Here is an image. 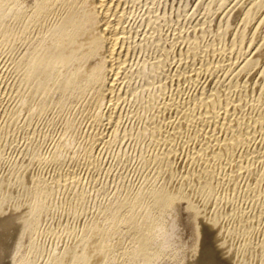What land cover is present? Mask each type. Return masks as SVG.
I'll return each instance as SVG.
<instances>
[{"label":"rangeland","instance_id":"rangeland-1","mask_svg":"<svg viewBox=\"0 0 264 264\" xmlns=\"http://www.w3.org/2000/svg\"><path fill=\"white\" fill-rule=\"evenodd\" d=\"M28 1H30V0H18V1L7 0V2L5 0H0V179H1L0 180V201H1L0 207L3 208V205H4L5 208H6V206L8 208H11L13 206L11 204L15 200V202H14L15 204L14 203L13 204L16 207H22V206H24L25 203H27V204H25V205H27V207L26 206H24V207L28 208V211L30 213L33 211L32 212V218L33 219L31 218L32 221H30V223H29V225L31 224L32 226L29 229L25 230L24 232L17 234L19 236H17L16 234H15V236L12 235V236H14V238L17 236L15 239L12 238V236L8 239V243H9V248H8L9 264H24V263L25 264H47V263L48 264H53V263L54 264H66V263L67 264H70V263L75 264V262H76V264H80L78 262H81V261H77V260H74V258H69V257L72 255L71 253H73V251H76V250L81 251L82 248H80V245H82V244L85 245L86 242L88 243V241L89 242L90 241L95 242L96 245L98 244L97 247L99 245H104V246L109 245V247L106 246V248H105V247L99 246L100 249L98 247L99 252L103 251L102 253H99V252L98 253L100 255L104 254V256L103 255L102 256L95 255V254H98L96 251L93 253L92 252L87 253V256H89L88 258L90 260L87 258L88 259L87 262L82 261L83 263H86V264H93L94 263L95 264L96 260H98L100 257L105 258L107 252L108 253L111 252V254H108L105 259L100 258L98 260L100 262V264H114V261H115V264H135L136 262H137L136 264H144L143 263L144 261L142 259L138 260L135 258L136 249H138V247H139L138 243H139V241H140V243L142 242L141 239H139V235H141L143 233L142 235L144 236V240H146V239L150 240L149 241V247H148V250L150 249L149 252L152 250L153 252H151V253H155V252L157 253V250L159 248V244L161 242V236L163 234V230L178 229V228H193L194 227V223L192 221V214L189 210L188 211L186 210V209H188L186 201H183L185 203H183V202L180 203L179 207H177L178 209L175 210L176 213L174 211V213H172L171 215H170V213L173 211H170V213L167 214L162 210V208L161 209L159 208V206H161V204H160L161 202H160L159 198L157 197V195H158L157 192L161 191L162 188L169 189L170 191L172 190V193H176L178 190H181V189H182V191H184V193L188 191L186 193L187 200L191 203H195L197 201L195 205H198L197 207H199L200 210H202V209L205 210V212H204V210H202V211L204 213V216L207 219L210 218V215L212 217V215L215 214V216L213 215L214 217H212V219L213 218H215V219L219 218L220 219V223H219L220 225H222V223H238V221L242 222V219L244 220L243 222H247L249 220L248 227H251V229L254 230L255 229L254 226H256V229L254 231H252V234L250 232V234H251L250 236L252 238V242H254V243H252L253 248L255 250H258V251H255L256 256L259 255L258 258L256 257V259H258L257 264H262V263L264 264V260H263L264 251H262V250H264V247H263L264 246V233H262V232H264V227H263L264 226V170H263L264 169V150H263L264 149V128H262L261 133L259 131V129H260L259 127L264 125V119H263L264 115L262 117V114H264V111H263L264 110V105H263L264 100L261 99V98H264V95H263L264 90L262 89V84H259L262 82L260 74H261L262 68L264 69V65H262V64H264V62L262 63V61H264V60L259 59L261 61H259V63H257V66H258L257 67L258 69L256 68L257 71L253 70V69H255V67H252L251 64L249 65L252 67V68H250L251 70H249V71H251L250 73L253 74L254 73L253 71H256L254 73L255 76H254V74L251 75L246 69H244V67H241L242 65L244 66V64L246 62L249 63V59L251 57H255V56H253L254 53L260 52L263 50L262 48L264 46V32H261V31L262 30L264 31V0H263V2H261V0H225V1L224 0H118V2H116L115 8H117L116 13L119 14V15L117 14L118 16L116 17L117 20H118V18H121V19H119V21H116V26H117V28H119V33L121 32L120 33L121 35L119 34V36L121 37V40L119 41V43L120 42L121 43L118 45V48L122 47V49H123L121 56L119 57L120 61H122L120 63L121 65L120 64L118 66L116 65L118 69L116 68V66H114L113 70H111L112 66L110 67V65H109L105 71L106 74L104 73L106 80H104L103 84L100 83L99 84L100 86L99 85L93 86V87L90 86V87H88V89L87 88L81 89L82 87L80 85H74L75 87L79 86L77 88L73 87L72 85H68V84H71L70 80L74 79L72 76L75 75L74 77L76 78L77 75L78 76H79V74H80V76L82 75V73L80 71H82L83 68L87 67L85 65L81 66L83 63L78 64L79 66L76 63L77 66L76 65H75L76 67L74 66L75 69L71 68L69 65H68L67 69H66V66H64L65 68L60 67V69H58L59 67H55L59 71L60 70L62 72L64 71L65 74H64V72L62 74H64L65 77L68 75L66 77V79H65V77L62 78L64 75H61V71L59 72L56 69L54 70L53 69L54 67L51 64L52 63L51 59L53 58L52 56H54L52 54H55V52L57 51L56 45L55 46L53 45L54 39H53L52 33H54L53 31H54L55 27L57 25H59V22H60L59 13L62 12L61 7L58 5L59 4L58 1L55 3L56 8L54 6L53 8H51L52 10L51 9H44L43 11H41V13H39L40 15L37 14V6H38V3H40V0H34L32 2L30 1L31 4ZM254 2L256 3L255 7H254V4H255ZM118 3H120V4H118ZM222 3H223V7H221ZM258 3L259 4L262 3V5L259 7ZM210 4L213 6H211ZM118 5H120V7H118ZM241 6H243V7H241ZM209 8L211 11L212 10L213 11L211 12L209 10ZM252 8H254V10ZM239 9H240V11H239ZM248 9H252L249 11H253V12L256 10L255 11L256 14L253 12H249ZM219 10H221V12ZM245 11H248L250 15L248 14V12L246 13ZM35 12H36V14H35ZM233 12H234V14H233ZM235 12H237V13H235ZM238 12H239V14H238ZM122 13H123V15H122ZM54 14H56L55 15L56 17L53 16ZM245 14H247L248 17ZM238 15H240V16L238 17ZM250 16H251V20L249 19L250 20V22H249L247 19L250 18ZM50 17H52V18H50ZM232 18L234 20V23L233 24H232V22L230 23V21H232V20H230L228 23V20L232 19ZM40 19L43 21H41ZM49 21H51V22H49ZM43 22H44V24H43ZM248 22L250 25L248 24ZM258 22L261 24H259ZM30 24L31 25L33 24V25L31 26ZM46 24L48 25V27H50L51 24L52 25L50 28H48ZM258 24L261 25V27ZM53 25H54V28H53ZM204 25H205V27H204ZM226 25L228 26V28L226 27ZM231 25H233V26H231ZM245 25H249V26L246 27ZM29 26H31V27H29ZM101 26H102L101 27L102 29L103 28L105 29V27H103V25H101ZM206 26H207V28H206ZM229 27H231L232 29L231 28L229 29ZM26 28L28 30V31L26 30L27 33L25 31ZM46 28H48V29H46ZM215 28H216V30H215ZM245 28H246V30H245ZM202 29H204V30H202ZM208 29H209V31H208ZM258 29L261 30L260 31L261 33L258 32ZM227 30L229 31V33ZM49 31H52V33L51 32L49 33ZM225 31H227V34H225ZM220 32H221V34H219ZM242 32L243 33L246 32L245 34L247 35L246 37L244 36L243 40L241 39V38H243ZM253 32L255 34L257 32L258 33L255 36V34ZM36 34H38L39 36ZM22 36H24V37H22ZM51 36H52V38H49ZM250 36L252 37V39H253V37L254 38L258 37L255 41L253 40L255 43L252 41ZM19 37L20 38L22 37L23 39L22 38L20 39ZM239 37H240V39H238ZM15 38H16V40H15ZM196 38H198V39H196ZM125 39H127V40H125ZM33 40L35 43L32 42ZM40 40H42V42ZM191 40H195V41H191ZM198 40H199V42H198ZM46 41H48V42H46ZM49 41H51V42H49ZM237 41H240V42H237ZM195 42H197L198 44ZM203 42H204V44H203ZM41 43H43V44H41ZM48 43H50V44L48 45ZM194 43H195V45H194ZM201 43H202V47H200ZM205 43H206V45H205ZM210 43H214V44H210ZM233 43H234V45H233ZM235 43H236V45H235ZM39 44L42 45L43 48H41V46ZM231 44L233 46H236V47L233 48V46ZM38 45L40 46V49H42L43 53H45L44 52L46 50L45 47L48 45L46 47L47 51L49 50L48 52H51V53H48L46 51L47 54L45 53L43 55V53H40L42 55L39 57V55H40L39 52L41 50L39 48H37V47H39ZM208 45H211V46H208ZM260 45L262 48L260 47ZM190 46H191V48H190ZM54 48L56 50L54 52H52V49H54ZM128 48L130 49V51H128L129 50ZM196 48H198L199 50L198 49L196 50ZM260 48H261V50H260ZM43 49H45V50H43ZM230 49H231V51H230ZM189 50H191L190 52H191L192 56H191V54L188 53L189 57H187L188 55L186 53L189 52ZM34 51H39V52H35V54H34L33 53ZM192 51H195L194 56H197V57L193 56ZM219 52H221V53H219ZM262 52H264V50ZM27 53H29V54H27ZM31 53L34 54L35 56L37 53L36 58L34 55H33L34 58H30V57H33L31 55ZM105 53H104V55L108 54L107 51ZM198 53L200 55H198ZM48 55L51 56L50 60H49L50 56H48ZM28 56H29V58H27ZM46 56H48L47 60L45 59ZM237 56H238V58H237ZM38 57L40 59H42L44 57L42 59L43 61H44V59L46 61L49 60L51 62V63H49V65L52 67H48L49 65H47L48 63L46 61L43 62L40 60L41 61L40 62L38 60L39 59ZM186 57L188 60H186ZM217 57H219V58H217ZM209 58L211 59V61ZM28 59H30L31 62H26V60L28 61ZM206 59L209 63L208 62L205 63ZM32 60L34 62L33 63L34 65L32 64ZM35 60H37V61H35ZM212 61H214V62H212ZM216 61H218V63L220 62L222 65H219ZM229 61H231V62H229ZM250 61H252V60H250ZM35 62H39V63H35ZM44 63H46V65L48 67L47 72H49V73L44 72L45 76L43 74V70L46 71L45 69L47 67L45 68L46 65ZM200 63H202V64H200ZM30 64H32V65H30ZM40 64H44V69L41 68V67H43V65L41 66ZM84 64L88 65V64H90V61L87 63H84ZM161 64L164 66H162ZM206 64H209V66H207ZM210 64L211 65L213 64V65L211 66ZM214 64H216V65H214ZM35 65H37V66L39 65L40 67L39 66L36 67ZM205 65L209 68L207 69V67H204ZM218 65H219V67H216V69H217L216 70L215 66H218ZM22 66H23V68H22ZM32 66H34V67H32ZM80 66L83 68L80 69L79 68ZM221 66H222V68H221ZM190 67L194 68V69H191ZM233 67H235V68H233ZM51 68L54 70V72H53V70L51 72ZM76 68L79 69L80 71H78ZM123 68H126V69H123ZM204 68L207 69L208 73L206 72V70ZM212 68H214L213 71H212ZM242 68H243V70H241ZM26 69L28 71H26ZM34 69H39V70L36 71ZM73 69L76 70L75 71L76 73L73 72L74 75L70 76L72 78L71 79V78H69V74L71 75L72 73H68V72L69 71L72 72ZM196 69H199L198 70L199 72ZM32 70H33V72H32ZM40 70L42 71L41 72L42 74L39 72ZM117 70H119V72H120L119 75L117 74L118 73ZM194 70H195V72H194ZM208 70L211 72H209ZM238 70H239V73H242L241 71H243L244 73L240 74L241 75L240 76V75H238L239 74ZM56 71L58 72L59 75L56 74L57 73ZM66 71H67V73H66ZM196 71L198 73H196ZM200 71H202V72H200ZM227 71H228V73H227ZM20 72H21V74H20ZM30 73H32V74H30ZM33 74H35V76ZM115 74H116L117 78L114 77ZM179 74H180V76H179ZM190 74H192V76ZM248 74H250V77ZM56 75H57V77H61V78H58L59 80L57 79L58 81L56 80V78H57ZM196 75H198V76L195 77ZM42 76H44L45 79ZM53 76L55 79L52 78L51 80L52 81L54 80L53 82L57 81L56 84H52L51 83L52 81L49 79ZM189 76L191 77V79H193L192 81H191ZM245 76H247V77H245ZM256 76H257V78H256ZM258 76L260 77L261 81L258 79ZM221 77H224L223 80L225 79L226 81L222 82L223 80H221L222 79ZM238 77H241V78L243 77V78L241 79ZM251 77H253V78H251ZM42 78L44 79V81L41 82ZM46 78H47V80L51 81V82L49 81V84L51 83V85H53V87L52 86L48 87L49 86L48 83H46V85L49 89L47 87H45L46 86L45 82H47V81H45ZM230 78L233 80L231 81ZM235 78H237L239 81L238 85L235 83L236 86L234 85V82L235 81L237 82V79H235ZM246 78L248 80H251L250 84H249V81L246 82L247 81ZM39 79H40V81H38ZM61 79H63V82L60 81ZM67 79H68V82H67ZM197 79H199V80H197ZM256 79H258L260 82ZM112 80H113V83H112ZM188 80H190V81H188ZM195 80L199 81L200 83L196 82L197 83L196 84ZM220 80H221V82H220ZM227 80H229V81L227 82ZM37 81L39 82V84L35 83ZM69 81H70V83H69ZM215 81H216V83H215ZM255 81H256V84H255ZM257 81L259 82L258 85H257ZM225 82H227L229 85H233V86L232 87L227 86L228 84ZM40 83L41 84L43 83V86ZM57 83H59V84H57ZM63 83H65V84H63ZM78 83H79V81H78ZM164 83H166V84H164ZM242 83L243 84L245 83V84L243 85ZM79 84H81V82ZM183 84L185 86H183ZM54 85H55V87H54ZM104 85H105V87H104ZM178 85H180V86H178ZM247 85H249V86L251 85V86L249 87ZM256 85H257V88L255 87ZM39 86H40V88L38 90ZM67 86H69V87H67ZM111 86H113V87H111ZM41 87H43V89H41ZM70 87H71V89H70ZM201 87H203L205 90H203V88H201ZM221 87L224 88V90ZM234 87H235V89H234L235 91L232 89L233 92H231L230 89L234 88ZM245 87H246V89H244ZM178 88H180V89H178ZM216 88L219 90H217ZM249 88H250V90H249ZM91 89H94V90H91ZM110 89H111V91H110ZM164 89L166 92H164ZM44 90H47V92L45 93ZM50 90H52V91H50ZM202 90L204 92L205 91L206 92L205 93L201 92ZM215 90H216V92H215ZM229 90H230V92H229ZM240 90H242L241 91L242 93L240 92ZM253 90H255L256 92H254ZM259 90H261V92H259ZM65 91H66L67 95L65 94ZM219 91H221V93H219ZM226 91L228 93L226 94L227 96L225 97L224 94L226 93ZM162 92H164V93H162ZM210 92H211V94L218 93L220 95L219 99L221 101H224V103H225V101H227V97H228L227 103H231V106H234L236 108L239 107L238 108L239 110L241 108L243 109L246 104H249L250 106L245 107L246 108L245 112H243L242 109L239 111V112L242 111L241 113H243V115L241 113L237 112L238 109L235 108L236 109L235 111H234V109H231V111L227 114L228 117L226 116L227 118L224 116L225 114H223V113H225V111L220 108L221 111L218 110L219 119H217V121L219 122L218 124H220V122H225L224 117L226 118V121L228 119H230V117H232L230 120L235 121V120H237V117H238V123L240 121L239 130L241 132H243L244 134H246V132L248 130V133L245 136H247V135L250 136V134H252V133H253L252 136H254V137L250 136L249 139L250 138L251 139L249 140L248 138L243 136L244 134H242L240 132L244 138V142L241 144V146L244 148V150H243V148L238 147V148H236L237 152L235 151L233 156H230V155L228 157L226 156L228 159L225 157V155L223 157L221 156L224 159L221 158L219 160H216L217 162L215 164H214V160L210 161L211 160L210 158L205 159L206 163L204 162V159L203 160L199 159L200 158L199 154L204 148L203 147L204 144L202 143L203 137L206 136L205 134H207V133L212 134L213 132H211V131L215 130V128L213 129V127H215V126L212 123L210 124L209 122L207 124L206 123L202 124V120H201L202 118L199 120V118L202 116L203 112L200 109H198L199 108V105H198L199 101H197V99H200L199 97H201V96L203 98H205V95L206 96L211 95ZM244 92H246L247 96L246 95L243 96V94H245ZM253 92H254V94H253ZM40 93H41V95H40ZM68 93H69V95H68ZM198 93H200V94L198 95ZM202 93L205 95H201ZM229 93H232L233 95L232 94L229 95ZM250 93L253 94L254 97ZM70 94H72V95H70ZM174 94H176V95H174ZM237 94L238 95L240 94L241 96L240 95L239 96L243 99H241ZM257 94H258V96L260 94L261 97L256 96ZM98 95L101 96V98ZM192 95H195V98ZM178 97H179V99H178ZM189 97H191V99ZM247 97L249 100L247 99ZM118 98H121V99H118ZM231 98L234 99L235 101L232 100ZM254 98H257V99H255V101H254ZM258 98H260V99H258ZM189 99H190V101H189ZM239 99H240V101H239ZM244 99H245V101L248 100V103L245 102ZM250 99H251L252 103L250 102ZM88 100H89V102H88ZM98 100H100V101H98ZM110 100L113 102H111ZM191 100H192V103H191ZM256 100H257V103H255ZM45 101L48 105L45 103ZM236 101L238 102V104L240 102L239 106H238ZM258 101H261V102L263 101V102L261 104V102H258ZM160 102H161V104H160ZM167 102H169V103H167ZM92 103H93V105H92ZM98 103H99V105H98ZM42 104L44 107L42 106ZM112 104H113V107H111ZM162 104L163 105L165 104V105L163 106ZM175 104L176 105L178 104V105L176 106ZM193 105H195L196 107L195 106L193 107ZM241 105H243V106L241 107ZM41 106H42L43 110L41 109ZM155 106H157V107H155ZM115 107H117V108H115ZM154 107L156 109H154ZM187 107L188 108L190 107L191 109H187ZM110 108H111V110H108ZM258 108H260L261 111H263V112H260V109L258 110ZM115 109H116V113L118 112L117 114L116 113L114 114ZM179 109H180V111H179ZM252 109H254L253 110L254 112H252ZM87 110H89V111H87ZM184 110H186V113ZM108 111L110 113H108ZM178 111H179V113H178ZM193 111H195V112H193ZM168 112H169V114H168ZM232 112H233V114L237 112V115L235 114L234 118H233V116H231V115H233ZM187 113H189V114H187ZM192 113H193V115H192ZM244 113L248 114V117ZM260 113H261V115H260L261 117L258 118L259 117L258 115ZM186 114H187V116L188 115L193 116L192 122H194V121L198 122L199 121L197 124L195 122L192 123L190 121L193 124L194 129H193V126L190 122L189 123L191 125L188 124V122L186 120V118H187ZM195 114H196V116H195ZM239 114H241L243 119L241 118V116ZM183 115L186 118H184ZM229 115H230V117H229ZM86 116L90 117V118L87 119ZM152 116H154V117H152ZM169 116L171 118H169ZM235 116H236V118H235ZM256 116H258V117H256ZM117 117H119V120ZM109 118H111V119H109ZM193 118H198V119H194V121H193ZM253 118L256 119L255 122H254ZM108 119H109V121H108ZM184 119H185V122L183 121ZM93 120H95V121H93ZM116 120H117V122H116ZM178 120H180V122ZM110 121L113 124L110 123ZM170 121H172V123ZM182 121L184 122L183 123L184 125L182 124ZM261 121H263V122H261ZM177 122H179L180 125L181 126L183 125V126L181 127L179 125V123L177 124ZM186 123H187V125H186ZM98 124H99V127H98ZM255 124H256V126H255ZM178 125H179L180 129H179ZM206 125H208V126H206ZM244 125L246 127L247 126L249 127L250 125H252V126H250L249 128H245V127H243ZM156 127H157V129H156ZM174 127H176V128L174 129ZM191 127H192V129H191ZM201 127H202V129H201ZM242 127L245 129H243ZM253 127L255 130L251 129ZM154 128L157 131H155ZM241 128H242V130H241ZM173 129L179 131L180 134H178L177 131L174 132ZM145 130L148 132H146ZM182 130L184 133H181ZM198 130H200V133H197V132H199ZM205 130L207 131V133H205ZM216 130L214 131V133H216L217 136H221V135L225 134V132L222 131L221 129H218L217 130L218 132H216ZM245 130H246V132H245ZM104 131H105V133H104ZM143 131H145V132H143ZM154 131L156 133L158 131L159 132H158V134H156V133H154ZM249 131H250V133H249ZM253 131L254 132L256 131V133L259 132L260 135L255 134ZM186 132H188V133H186ZM174 133H176V136H178V137L175 136L178 142L175 141L176 140L175 138H174L175 140L173 139V137L175 135ZM196 133L199 135H197L195 137L194 135ZM155 135H156V137H155ZM189 135L191 137L194 136L195 139H197V140H195L194 137H192L193 139L191 138L190 139L191 142H189V139H188V137H190ZM168 136H170L173 140ZM88 137H89V139H88ZM154 137L156 138L157 141L155 140ZM167 137H168V139H166ZM158 139H160L161 142ZM165 139H166V141H165ZM170 139L172 141H170ZM199 139H201V143L199 142L200 141ZM251 140H253L254 142ZM193 141H194V143H193ZM172 142H174V143H172ZM248 142H250L251 145ZM170 143H172L175 146H173ZM245 144H249V145L245 146ZM166 145H167V147H166ZM172 146H173V148H172ZM195 146H197V147H195ZM251 146H252V148H250ZM188 148H190V149L188 150ZM193 148L196 150H194ZM176 149H178L179 151ZM198 149L201 151L199 152ZM238 149L240 150V152ZM169 150L171 152H169ZM245 150L249 151V152H247L249 155L246 154ZM251 150L252 151L254 150V152L256 154L255 156L252 155V154H254V152H252ZM167 151H168V153L172 154L170 156V160H169V163H170L169 166L170 167L168 166L167 161H165V163L167 164V165H165L164 159L162 160V158L165 155L164 156L161 155L163 153L168 154ZM193 151H195V152H193ZM175 152L178 154L176 155ZM192 152L194 153V155H196V154H198V155L193 156ZM157 154H159L160 156ZM187 155H188V157H187ZM247 155L248 156L251 155V156L246 157ZM185 156H186V158H185ZM191 156H193L192 159H191ZM156 157H157V160H156ZM230 157L231 158L233 157V158L231 159ZM252 157H256L257 159L256 158L251 159ZM158 158L160 159L159 163H158V160H159ZM238 158H241L242 160H239ZM197 159L199 160L200 164L198 163ZM236 159L238 162L236 161ZM259 159H260V161H259ZM33 160H34V162H33ZM196 160H197V162H196ZM244 160H245V162H244ZM192 161L193 162L195 161L194 166H193L194 163ZM202 161H203V163H202ZM209 161L212 162V164H210ZM240 161H243L241 163L242 165L240 164ZM225 162L227 164H225ZM236 162H237V164H236ZM249 162H250V164H249ZM25 163H27V164H25ZM162 163H163V165H162ZM232 163L235 164V166L231 165ZM196 164H198V165H196ZM220 164L223 166H221ZM226 165H227V167H226ZM228 165H229V167H228ZM244 165H245V168H246V166L248 168L245 169ZM165 166H167L169 168L166 169ZM250 166L251 167L253 166L254 169H250L251 168ZM206 167H210L211 173H213V171H214V173L211 174V176H210V180H209V178L205 180V179H201L199 177L200 174L205 172ZM214 167H216V168H214ZM190 168H192V170ZM221 168H222V170H221ZM168 169H170V170H168ZM203 169H204V171H203ZM219 169L221 170V172L219 171ZM200 170L203 172L200 173ZM217 170L220 172V174L216 173V172H218ZM251 170H252V172H251ZM256 170H257V172H256ZM157 171H159L160 173L159 172L157 173ZM165 171L168 174H166ZM190 171H193L192 174ZM223 171H225L224 173L227 172V174H222ZM243 171H245V172H243ZM170 172H172L171 173L172 176H171ZM254 172L257 173L256 175L259 178L258 177L256 178L255 174H253L255 177L253 175H251ZM187 173H188V175H187ZM240 173H242V174H240ZM231 174L234 176H232ZM247 174L250 175L249 178H248ZM14 175H15V177H13ZM196 175L199 177V180H200V181H198V183H196L198 180V177ZM230 175H231V177H230ZM30 176L33 178H31ZM185 176H187V178ZM220 176H222L221 178L223 180L221 178L218 180V177H220ZM225 176L228 178L226 179ZM240 176H241V179H240ZM242 176H244V177H242ZM34 177L36 178L35 180H33ZM165 177H167V178H165ZM232 177H233V179H232ZM260 177H262V178H260ZM27 178H29L30 180ZM182 178H184V180ZM189 178H191V179H189ZM230 178L232 180H230ZM16 179L18 182H20L21 180H23V181L20 182V185H19V183L16 182ZM26 179L29 180L31 183L26 181ZM37 179L42 181V184L40 181L38 182ZM44 179H46V180H44ZM224 179H226V181H227V182L225 181L226 183L224 182ZM248 179H249V181H248ZM214 180H216V181H214ZM5 181H6V184H5ZM10 181L12 182L11 185L14 183L12 186L10 185ZM68 181L70 184L67 183ZM203 181L206 184L210 182L209 183V185L211 187L210 190L209 189L206 190L203 187V184H204ZM207 181H209V182H207ZM27 182L30 184H28ZM200 182L201 183L203 182V183L201 184ZM254 182L256 183V185L254 184ZM24 183H26L27 185L25 186ZM190 183L193 185H190ZM222 183H224V184H222ZM3 184H5V186L7 184L8 185L5 188H3L4 187V186L2 187ZM43 184H45V186H47V187L44 186L45 190H44V188H43V190H41ZM153 184H155L154 185L155 189H154ZM163 184L165 185V187ZM188 184L190 185V187L192 189L190 192H189L190 187ZM196 184H199V185H197V186H199V188L196 186ZM206 184H204V185H206ZM174 185L175 186L177 185V186L175 187ZM186 185H188V186H186ZM212 185H213V187H212ZM14 186H17L16 187L17 189H15ZM51 186L53 188H51ZM218 186H219V188H217ZM220 186H222V187H220ZM183 187H185V188H183ZM214 187L216 188V191H215ZM18 188H19V190H18ZM27 188L29 190H26ZM212 188H214V189L212 190ZM7 189L9 191H12L11 192L12 194L7 193V192H9ZM198 189L199 190L203 189V190L199 191ZM173 190H174V192H173ZM194 190H195V192H194ZM2 191H3V193H2ZM40 191H44L45 193L44 192L41 193ZM203 191H206V192H203ZM209 191H211V192H209ZM155 192H156V194H155ZM201 192L203 194H206L204 196H207V199H206V197L203 198V194ZM5 193H7L6 197L8 196V194H10L8 198L3 196V195H5ZM28 193H30V194H28ZM193 193H194V195L196 194L197 196L195 197L193 195ZM197 193H199V194H197ZM209 193H212L213 196L211 194H210V196H208ZM36 194H37V196H36ZM191 194L193 197L190 196ZM16 195H18V197ZM13 196L17 199H14ZM138 196H139V198H138ZM188 196H190L192 198V201H191V198ZM215 196H216V198H215ZM21 197H22V199L24 198L23 199L24 201L22 199L19 200ZM200 197L203 198V199L201 198L202 201H201ZM223 197H225V198H223ZM226 197H228V198H226ZM127 198H128V200H127ZM150 198H152L153 200ZM251 198H253V199H251ZM11 199L13 200V202ZM27 199H29L28 200L29 202H27ZM210 199H212V200H210ZM4 200L6 202L8 200V202L10 204L7 202L8 205H6V202ZM10 200L12 203L10 202ZM45 200L47 201V203ZM2 201H4V203ZM19 201H22L23 204H21L22 202L20 203ZM215 201L218 202L217 205L219 207L216 205L217 202H215ZM229 201H230V203H232V202L233 203L229 205ZM203 202H204V204H203ZM28 203H29V207L31 206L30 209L28 207ZM44 203H45V205H43ZM123 203H124V205H123ZM130 203H132V204H130ZM153 203H156V204H153ZM126 204L127 205L130 204V206H129L130 209L127 206H125ZM146 206H148V207H146ZM206 206L210 210L209 211L210 213H208V209L206 210V208H207ZM118 207L120 209H118ZM115 208H117V210ZM237 208L240 210L239 211L240 214L237 213L238 212ZM213 209H215V210H213ZM220 209H221V211H220ZM126 210H129V211H126ZM218 211H219V214L217 215ZM225 211H227V212L230 211V213L226 214ZM235 211L237 214L235 213ZM242 211H244V212H242ZM127 212H129V213H127ZM130 212H131V214H130ZM135 212H136V214H135ZM231 212H233L232 214L236 215V216L231 215ZM162 213H164L163 216H162ZM36 214H38V215H36ZM107 214H109V215H107ZM132 214H133V216H132ZM238 214L242 217H239ZM244 214H246V215H244ZM221 215H222V217H221ZM128 216H132V217H128ZM134 216H135V220H133ZM34 217L36 218L37 221L35 220ZM42 217H44V218H42ZM117 217H119V220ZM121 217H123V218H121ZM234 217L237 218V221H236V218L234 219ZM243 217L245 219L248 217L249 219L247 218L245 220ZM113 218H115V219H113ZM126 218L131 219L132 223L136 222L135 225H137V227L133 224H129L128 222L126 223V220L128 221V219H126ZM112 219H113V221H111ZM141 219L142 220L144 219L143 222ZM219 219H218V222H219ZM239 219H241V220H239ZM41 220H42V222H40ZM100 220L102 223L99 222ZM140 220H141V222H140ZM35 221H36V223L38 221L39 222L36 224V223H34ZM114 221L115 222L117 221L116 222L117 226L113 225V224H115ZM92 222H94V225ZM112 222H114V223H112ZM171 222H173V223H171ZM251 222H252V224L250 225ZM91 223H92L93 227H92ZM127 224H129V225H127ZM138 224H139V226L140 225L142 226V227L140 226V229L141 228H143V229L138 230V228H139ZM34 225H35V227H34ZM97 225H98V228H95V227H97ZM123 225H127V226H123ZM128 226H129V228H127ZM132 226L133 227L135 226V227L133 228ZM178 226H180V227H178ZM86 227L87 228L89 227L88 230H86L87 229ZM107 227H109V228H107ZM83 228L85 231L83 230ZM90 228H92V229L94 228L95 230H91ZM117 228H120V229L117 230ZM111 229L112 230L115 229V231H116V232L114 231V233H116V234H114L115 238L113 237ZM129 229H130V231H129ZM251 229L249 231H251ZM74 230H76V231H74ZM27 231H29V233ZM90 232L92 235V236L90 235L91 238L93 239V237H94V240H96L97 242L92 240L91 238H90L91 240L89 239ZM117 232H119V233H117ZM140 232H142V233L140 234ZM93 233L95 236L93 235ZM108 233L109 234L111 233L112 235L111 234L108 235ZM97 234L99 235L98 237L100 239L98 237H96ZM117 235L120 237L122 235L123 236L120 238V237H117ZM254 235L255 236L257 235V236L255 237ZM83 236L84 237L89 236V237H86L87 238L86 239V238H83ZM20 237H21V239H20ZM95 237L98 239H95ZM77 238H79V240L83 239V241L80 240V242H79V240ZM140 238H143V237L140 236ZM85 239L88 241H86ZM100 240H101V242H100ZM103 240L104 241L106 240V241L104 242ZM11 241L13 243H11V245H10ZM108 241L111 244H108L109 243ZM152 241H154V242H152ZM74 242H75V244H74ZM106 242H108V243H106ZM261 243H263V244H261ZM255 244L257 246H259V244L261 245L262 250H260V252H259V249H261V247L256 248ZM73 245H74V247H72ZM24 246H25V248H24ZM136 246H137V248H135ZM155 246H156V248H155ZM67 247L68 248L70 247V249H68ZM101 248H102V250H101ZM103 248H105V249H103ZM114 249L116 251H114ZM17 253H18V255H17ZM259 253L260 254L263 253V254L260 255ZM59 254H61V255H59ZM89 254L90 255L94 254L95 256L94 255L90 256ZM16 255H17V257H16ZM64 255L67 258H65ZM92 256H93V258H92ZM61 257H64V258H61ZM96 257H97V259H96ZM51 259H52V261H51ZM131 259H132V261H131ZM64 260H66V261L68 260L69 263L64 262ZM102 260H105L107 263L105 261L103 262ZM111 260H113V261H111ZM89 261L91 263H88ZM98 261H97V263H98ZM261 261H262V263H261ZM83 263H81V264H83Z\"/></svg>","mask_w":264,"mask_h":264},{"label":"bare ground","instance_id":"bare-ground-1","mask_svg":"<svg viewBox=\"0 0 264 264\" xmlns=\"http://www.w3.org/2000/svg\"><path fill=\"white\" fill-rule=\"evenodd\" d=\"M6 2H7V0H5ZM12 1V0H11ZM14 1V0H13ZM16 1H18V0H16ZM31 2L32 1H34V0H30ZM30 1H28L29 3H30ZM58 1V5L61 7V10H62V12H60L59 13V15H60V22H59V25H55L56 27H55V29H54V33H52V31H49V33L51 32L52 34H53V41H54V46L56 45V49H57V51L55 52V54H52V55H54V56H52L53 58L51 59V56L50 55H48V56H50V58H49V60L51 59L52 60V63L49 61H46L47 60V57L48 56H46L45 57V59H44V61L42 60V59H40L39 57L42 55V54H40V53H43V51H42V49H40V46H41V48H43L42 47V45H38L39 47H37V48H39L40 50V52L39 51H34L33 53L35 54V52H39V61L41 60V61H43V62H47L48 64L47 65H49V63H51L52 64V66L54 67L53 69L55 70H58V69H60V67L62 68V67H64V66H66V69L68 68V65L71 67V68H74L75 69V67L78 65V64H82L81 66H83V65H85V66H87L86 68H83V67H79L80 69H82L83 68V70L82 71H80L79 69H77L78 71H80L81 73H82V75L80 76V74H79V76L77 75L76 76V78L74 77L75 75L73 74V72H75L76 70H74L73 69V71L72 72H68V73H72L71 75L69 74V78H71L70 76H72V75H74V76H72L74 79L73 80H70L71 81V84H68V85H72L73 87H75L74 85H80L82 88L81 89H88V87H90V86H97V85H99L100 83L101 84H103V82H104V80H106L105 79V71H106V69L108 68V66L110 65V67L112 66V69L111 70H113L114 68V66H118L122 61H120V56H121V53H122V47H120V48H118V45L121 43H119V41L121 40V37L119 36V34L121 33H119V28H117V26H116V21H119V19H121V18H118V20H117V16L119 15L118 13H116L117 11V8H115V6H116V2H118V0H40V3H38V6H37V14H39V13H41V11H43L44 9H51V8H53L54 6H55V3ZM225 1V0H224ZM9 2V1H8ZM20 2V1H19ZM223 2V1H222ZM257 2V1H256ZM261 2H263V0H261ZM14 3V2H13ZM34 3V2H33ZM213 3V2H212ZM217 3V2H216ZM255 3V2H254ZM12 4V3H11ZM15 4V3H14ZM31 4V3H30ZM118 4H120V3H118ZM259 4V3H258ZM57 5V6H58ZM211 5V4H210ZM219 5V4H218ZM238 5V4H237ZM255 5H256V3L254 4V7H255ZM262 5V3L261 4H259V7ZM12 6V5H11ZM30 6V5H29ZM211 6H213V5H211ZM118 7H120V5H118ZM221 7H223V3H222V6ZM241 7H243V6H241ZM240 7V8H241ZM55 8H56V6H55ZM59 8V7H58ZM249 8V7H248ZM218 9V8H217ZM253 10H254V8H252ZM252 9H248V11L249 10H252ZM257 9V8H256ZM33 10V9H32ZM52 10V9H51ZM57 10V9H56ZM60 10V9H59ZM60 10V11H61ZM209 10H210V8H209ZM215 10V9H214ZM234 10V9H233ZM34 11V10H33ZM54 11V10H53ZM52 11V12H53ZM211 11V10H210ZM213 11V10H212ZM211 11V12H212ZM220 12H221V10H219ZM239 11H240V9H239ZM248 11H245L246 13L248 12ZM256 11V10H255ZM255 11L253 12V11H249V12H253V13H255ZM27 12V11H26ZM249 12H248V14H249ZM31 13V12H30ZM217 13V12H216ZM235 13H237V12H235ZM258 13V12H257ZM32 14V13H31ZM35 14H36V12H35ZM118 14V15H117ZM233 14H234V12H233ZM238 14H239V12H238ZM256 14V13H255ZM254 14V15H255ZM40 15V14H39ZM56 14H54L53 16L54 17H56L55 16ZM122 15H123V13H122ZM229 15V14H228ZM247 17H248V15L247 14H245ZM250 15V14H249ZM52 16V17H53ZM240 15H238V17H239ZM52 17H50V18H52ZM230 17V16H229ZM235 17V16H234ZM233 17V18H234ZM44 18V17H43ZM233 18L232 19H229L228 20V23H229V21L230 20H232V21H230V23L232 22V24L234 23V20H233ZM237 18V17H236ZM259 18V17H258ZM42 19V18H41ZM40 19V20H41ZM45 19V18H44ZM55 19V18H54ZM59 19V18H58ZM251 20V16H250V18H248L247 20L250 22V20ZM261 19V18H260ZM124 20V19H123ZM226 20V19H225ZM41 21H43V20H41ZM52 21V20H51ZM51 21H49V22H51ZM55 21V20H54ZM57 21V20H56ZM246 21V20H245ZM45 22V21H44ZM44 22H43V24H44ZM53 22V21H52ZM122 22V21H121ZM208 22V21H207ZM249 22H248V24H249ZM54 23V22H53ZM203 23V22H202ZM223 23V22H222ZM227 23V24H228ZM243 23V22H242ZM259 23V22H258ZM118 24V23H117ZM246 24V23H245ZM259 24H261V23H259ZM258 24V25H259ZM31 25V24H30ZM33 25V24H32ZM31 25V26H32ZM47 25V24H46ZM45 25V26H46ZM50 25V24H49ZM52 25V24H51ZM51 25H50V27H51ZM101 25H103V27H105V29L103 28H101L102 26ZM211 25V24H210ZM220 25V24H219ZM235 25V24H234ZM250 25V24H249ZM249 25H245L246 27L247 26H249ZM31 26H29V27H31ZM116 26V27H115ZM214 26V25H213ZM231 26H233V25H231ZM240 26V25H239ZM244 26V27H245ZM253 26V25H252ZM260 27H261V25H259ZM37 27V26H36ZM40 27V26H39ZM47 27H48V25H47ZM50 27H48V28H50ZM204 27H205V25H204ZM226 27L228 28V26L226 25ZM9 28V27H8ZM48 28H46V29H48ZM53 28H54V25H53ZM124 28V27H123ZM206 28H207V26H206ZM231 27H229V29H230ZM249 28V27H248ZM247 28V29H248ZM38 29V28H37ZM52 29V28H51ZM221 29V28H220ZM232 29V28H231ZM237 29V28H236ZM255 29V28H254ZM27 30V28L25 29V31ZM123 30V29H122ZM202 30H204V29H202ZM215 30H216V28H215ZM219 30V29H218ZM226 30V29H225ZM245 30H246V28H245ZM24 31V32H25ZM28 31V30H27ZM27 31H26V33H27ZM208 31H209V29H208ZM228 31V30H227ZM227 31H225V34H227ZM261 30H259L258 29V32L259 33H261V32H264L263 30L260 32ZM31 32V31H30ZM37 32V31H36ZM257 32V33H258ZM48 33V32H47ZM199 33V32H198ZM224 33V32H223ZM228 33H229V31H228ZM243 33V32H242ZM246 33V32H245ZM245 33H243L242 34V37L243 38H241L242 40L244 39V36L246 37L247 35L245 34ZM249 33V32H248ZM254 33V32H253ZM256 33V34H257ZM19 34V33H18ZM24 34V33H23ZM39 34V33H38ZM38 34H36V35H38ZM219 34H221V32L219 33ZM218 34V35H219ZM255 34V33H254ZM253 34V35H254ZM256 34H255V36H256ZM121 35V34H120ZM129 35V34H128ZM223 35V34H222ZM230 35V34H229ZM236 35V34H235ZM252 35V34H251ZM260 35V34H259ZM262 35V34H261ZM33 36V35H32ZM31 36V37H32ZM39 36V35H38ZM44 36V35H43ZM50 36V35H49ZM124 36V35H123ZM216 36V35H215ZM225 36V35H224ZM227 36V35H226ZM22 37H24V36H22ZM21 37V38H22ZM128 37V36H127ZM241 37V36H240ZM240 37L238 38V39H240ZM251 37V36H250ZM20 38V37H19ZM20 38V39H21ZM33 38V37H32ZM43 38V37H42ZM41 38V39H42ZM49 38H52V36L51 37H49ZM219 38V37H218ZM225 38V37H224ZM232 38V37H231ZM258 38V37H257ZM257 38H254L253 37V39H252V37H251V39H252V41L254 40H256ZM19 39V40H20ZM23 39V38H22ZM31 39V38H30ZM40 39V38H39ZM44 39V38H43ZM130 39V38H129ZM195 39V38H194ZM196 39H198V38H196ZM201 39V38H200ZM217 39V38H216ZM221 39V38H220ZM227 39V38H226ZM15 40H16V38H15ZM46 40V39H45ZM44 40V41H45ZM49 40V39H48ZM125 40H127V39H125ZM190 40V39H189ZM204 40V39H203ZM222 40V39H221ZM18 41V40H17ZM41 42H42V40H40ZM52 41V42H53ZM129 41V40H128ZM191 41H195V40H191ZM234 41V40H233ZM253 41V42H254ZM262 41V40H261ZM33 43H35L34 42V40L32 41ZM46 42H48V41H46ZM49 42H51V41H49ZM198 42H199V40H198ZM221 42V41H220ZM237 42H240V41H237ZM236 42V43H237ZM39 43V42H38ZM44 43V42H43ZM43 43H41V44H43ZM126 43V42H125ZM195 43H197V42H195ZM195 43H194V45H195ZM236 43H235V45H236ZM255 43V42H254ZM50 43H48V45H49ZM198 44V43H197ZM203 44H204V42H203ZM210 44H214V43H210ZM47 45V46H48ZM193 45V44H192ZM205 45H206V43H205ZM227 45V44H226ZM232 45V44H231ZM230 45V46H231ZM233 45H234V43H233ZM232 45V46H233ZM262 45V44H261ZM261 45H260V47H261ZM32 46V45H31ZM46 46V47H47ZM199 46V45H198ZM208 46H211V45H208ZM214 46V45H213ZM238 46V45H237ZM263 46V45H262ZM45 47V49H43V50H45L44 52L46 53V51H47V48ZM195 47V46H194ZM200 47H202V43H201V46ZM207 47V46H206ZM234 47H236V46H233V48ZM34 48V47H33ZM36 48V49H37ZM49 48V47H48ZM190 48H191V46H190ZM189 48V49H190ZM208 48V47H207ZM206 48V49H207ZM210 48V47H209ZM225 48V47H224ZM232 48V47H231ZM255 48V47H254ZM259 48V47H258ZM262 48V47H261ZM261 48H260V50H261ZM50 49V48H49ZM55 48L54 49H52V52H54L55 50H56ZM129 49V48H128ZM198 48H196V50H197ZM201 49V48H200ZM204 49V48H203ZM223 49V48H222ZM248 49V48H247ZM251 49V48H250ZM263 50H264V46H263V48H262ZM107 51V55H104V53ZM132 50V49H131ZM192 50V49H191ZM191 50H189V52H187L186 54L188 55V53L189 54H191ZM195 50V51H196ZM199 50V49H198ZM202 50V49H201ZM218 50V49H217ZM228 50V49H227ZM236 50V49H235ZM255 50V49H254ZM259 50V51H260ZM262 50V51H263ZM31 51V50H30ZM49 51V50H48ZM47 51V52H48ZM105 51V52H104ZM127 51V50H126ZM128 51H130V49L128 50ZM195 51H192L193 52V56H194V52ZM215 51V50H214ZM229 51V50H228ZM230 51H231V49H230ZM257 51V50H256ZM262 51H260V52H256V53H254V55L253 56H255V57H251L250 59H249V63H245L244 64V66L242 65L241 67H244V69H246L249 73L251 72V71H249V70H251L250 68H252V67H255V69H253V70H256L257 71V63H259V61H261L262 59L264 60V52H262ZM197 52V51H196ZM255 52V51H254ZM45 53H43V55L45 54ZM48 53H51V52H48ZM125 53V52H124ZM129 53V52H128ZM219 53H221V52H219ZM27 54H29V53H27ZM34 54H32L31 53V55L33 56ZM47 54V53H46ZM106 54V53H105ZM210 54V53H209ZM226 54V53H225ZM127 55V54H126ZM198 55H200L199 53H198ZM212 55V54H211ZM222 55V54H221ZM229 55V54H228ZM35 56V55H34ZM34 56L33 57H30V58H34ZM36 56H37V53H36ZM36 56H35V58H36ZM183 56V55H182ZM191 56H192V54H191ZM215 56V55H214ZM239 56V55H238ZM238 56H237V58H238ZM187 57H189V55L187 56ZM187 57H186V60H188L187 59ZM194 57H197V56H194ZM205 57V56H204ZM228 57V56H227ZM27 58H29V56L27 57ZM128 58V57H127ZM183 58V57H182ZM192 58V57H191ZM217 58H219V57H217ZM236 58V59H237ZM241 58V57H240ZM24 59V58H23ZM193 59V58H192ZM210 59V58H209ZM259 59H261V60H259ZM123 60V59H122ZM185 60V59H184ZM196 60V59H195ZM242 60V59H241ZM250 60H252V61H250ZM35 61H37V60H35ZM40 61V62H41ZM90 61V64H88V65H86V64H84V63H87V62H89ZM125 61V60H124ZM202 61V60H201ZM210 61H211V59H210ZM26 62H31V60L30 59H28V61L26 60ZM42 62V63H43ZM164 62V61H163ZM184 62V61H183ZM194 62V61H193ZM208 61H207V59H206V62L205 63H207ZM212 62H214V61H212ZM217 63H218V61H216ZM215 62V63H216ZM229 62H231V61H229ZM228 62V63H229ZM264 61H262V63H263ZM34 62H33V60H32V64H33ZM35 63H39V62H35ZM76 63H77V65H76ZM126 63V62H125ZM124 63V64H125ZM160 63V62H159ZM186 63V62H185ZM184 63V64H185ZM189 63V62H188ZM209 63V62H208ZM216 63V64H217ZM233 63V62H232ZM32 64H30V65H32ZM45 65H46V63H44ZM44 64H40L41 66L43 65V67H41L42 69H44ZM194 64V63H193ZM200 64H202V63H200ZM216 64H214V65H216ZM219 65H222L220 62L218 63ZM252 65V67L251 66H249V65ZM20 65V64H19ZM28 65V64H27ZM34 65V64H33ZM47 65L45 66V68L47 67ZM76 65V66H75ZM121 65V64H120ZM126 65V64H125ZM124 65V66H125ZM162 65V64H161ZM169 65V64H168ZM198 65V64H197ZM207 66H209V64H206ZM204 66V67H207V66ZM211 65V64H210ZM213 65V64H212ZM211 65V66H212ZM219 65L218 66H215V69H216V67H219ZM235 65V64H234ZM259 65V64H258ZM262 65H264V64H262ZM36 67H38L37 65H35ZM52 66H48V67H52ZM75 66V67H74ZM79 66V65H78ZM84 66V67H85ZM117 66H116V68H117ZM162 66H164V65H162ZM171 66V65H170ZM185 66V65H184ZM192 66V65H191ZM261 66V65H260ZM32 67H34V66H32ZM40 67V66H39ZM48 67L45 69L46 71H44L43 70V74H44V76H45V73L44 72H47L48 70ZM55 67H59L58 69L57 68H55ZM161 67V66H160ZM189 67V66H188ZM240 67V68H241ZM22 68H23V66H22ZM21 68V69H22ZM65 68V67H64ZM63 68V69H64ZM115 68V69H116ZM159 68V67H158ZM163 68V67H162ZM185 68V67H184ZM191 68V67H190ZM209 67H207V69H208ZM221 68H222V66H221ZM233 68H235V67H233ZM257 68V69H256ZM261 68V67H260ZM52 68H51V72H52V70H53ZM62 69V70H63ZM118 69V68H117ZM123 69H126V68H123ZM161 69V68H160ZM191 69H194V68H191ZM205 70H206V72H207V69L206 68H204ZM219 69V68H218ZM34 70H39V69H34ZM54 70H53V72H54ZM69 70V69H68ZM67 70V71H68ZM110 70V71H111ZM120 70V69H119ZM119 70H117L118 71V75H119ZM197 71L199 70V69H196ZM201 70V69H200ZM203 70V69H202ZM214 70V68H212V71ZM217 70V69H216ZM228 70V69H227ZM236 70V69H235ZM241 70H243V68L241 69ZM240 70V71H241ZM26 71H28L27 69H26ZM59 71V70H58ZM61 71V70H60ZM59 71V72H60ZM67 71H66V73H67ZM77 71V72H78ZM109 71V70H108ZM116 71V72H117ZM196 71V73H198ZM209 71V70H208ZM222 71V70H221ZM256 71H253L254 73L256 72ZM32 72H33V70H32ZM35 72V71H34ZM40 73L42 72L41 70L39 71ZM57 72V71H56ZM64 72V71H63ZM62 71H61V75H64L65 74V72H64V74H62L63 73ZM112 72V71H111ZM122 72V71H121ZM124 72V71H123ZM127 72V71H126ZM175 72V71H174ZM189 72V71H188ZM193 72V71H192ZM194 72H195V70H194ZM200 72H202V71H200ZM204 72V71H203ZM209 72H211V71H209ZM242 73H244L243 71H241ZM29 73V72H28ZM36 73V72H35ZM47 73H49V72H47ZM46 73V74H47ZM76 73V72H75ZM105 73V74H104ZM186 73V72H185ZM195 73V74H196ZM208 73V72H207ZM227 73H228V71H227ZM233 73V72H232ZM238 73H239V70H238ZM237 73V74H238ZM242 73H239L238 75H240V74H242ZM253 73V74H254ZM20 74H21V72H20ZM30 74H32V73H30ZM29 74V75H30ZM42 74V73H41ZM53 74V73H52ZM51 74V75H52ZM56 74H58V72L56 73ZM167 74V73H166ZM169 74V73H168ZM187 74V73H186ZM215 74V73H214ZM222 74V73H221ZM220 74V75H221ZM236 74V75H237ZM251 75H253L252 73H250ZM250 74H248L249 75V77H250ZM34 76H35V74H33ZM32 75V76H33ZM48 75V74H47ZM46 75V76H47ZM50 75V76H51ZM54 75V74H53ZM59 75V74H58ZM60 75V76H61ZM117 75V76H118ZM125 75V74H124ZM191 76H192V74H190ZM235 75V76H236ZM261 76V79H262V82L261 83H259L261 80H260V77L258 76V79L260 80H258V79H256V80H258L257 81V85H258V83L259 84H262V89L264 90V69L262 68V71H261V74H260ZM27 76V75H26ZM33 76V77H34ZM38 76V75H37ZM44 76H42V77H44ZM68 76V75H67ZM66 76V77H67ZM179 76H180V74H179ZM186 76V75H185ZM198 75H196L195 77H197ZM212 76V75H211ZM228 76V75H227ZM241 76V75H240ZM243 76V75H242ZM254 76H255V74H254ZM253 76V77H254ZM29 77V76H28ZM39 77V76H38ZM41 77V76H40ZM56 77H57V75H56ZM65 77V75L62 77V78H64ZM66 77H65V79H66ZM107 77V76H106ZM114 77H116V74H115V76ZM125 77V76H124ZM123 77V78H124ZM190 77V76H189ZM237 77V76H236ZM244 77V76H243ZM242 77V78H243ZM245 77H247V76H245ZM248 77V78H249ZM253 77H251V78H253ZM37 78V77H36ZM52 78H54V76L53 77H51V78H49L50 80L52 79ZM58 78H61V77H57L56 78V80L58 79ZM110 78V77H109ZM117 78V77H116ZM115 78V79H116ZM170 78V77H169ZM219 78V77H218ZM222 78V79H221ZM220 79L221 80H223V78L224 77H221ZM226 78V77H225ZM238 78H241V77H238ZM241 78V79H242ZM250 78V79H251ZM256 78H257V76H256ZM29 79V78H28ZM34 79V78H33ZM32 79V80H33ZM44 79H45V77H44ZM44 79L42 78L41 79V82L42 81H44ZM55 79V78H54ZM72 79V78H71ZM179 79V78H178ZM190 79H191V77H190ZM195 79V78H194ZM208 79V78H207ZM212 79V78H211ZM231 79V78H230ZM235 79H237V78H235ZM240 79V80H241ZM247 79V78H246ZM50 80H47V78H46V80L45 81H47V82H45V85H46V83H48L49 84V81ZM59 80V79H58ZM57 80V81H58ZM193 79H191V81H192ZM197 80H199V79H197ZM197 80H195V83L196 82H199V81H197ZM217 80V79H216ZM221 80H220V82H221ZM233 79H231V81H232ZM253 80V79H252ZM38 81H40V79L38 80ZM35 82L36 84H39V82ZM52 81V80H51ZM50 81V82H51ZM54 81V80H53ZM51 82L52 84H56V82ZM61 82H63V79H61L60 80ZM66 81V80H65ZM70 81H69V83H70ZM78 81H79V83L81 82V84H79L78 83ZM84 81V82H83ZM188 81H190V80H188ZM224 81H226L225 79L222 81V82H224ZM229 80H227V82H228ZM246 81V80H245ZM249 81V84H250V81L251 80H248L247 79V81L246 82H248ZM67 82H68V79H67ZM66 82V83H67ZM119 82V81H118ZM171 82V81H170ZM202 82V81H201ZM227 82H225V83H227ZM239 81H238V79H237V82L235 81L234 82V85H235V83L238 85L239 83H238ZM244 82V81H243ZM44 83V82H43ZM43 83L41 84L42 86H43ZM51 83L49 84V86L48 87H53V85H51ZM112 83H113V80H112ZM172 83V82H171ZM180 83V82H179ZM183 83V82H182ZM192 83V82H191ZM200 83V82H199ZM215 83H216V81H215ZM241 83V82H240ZM34 84V83H33ZM35 84V85H36ZM57 84H59V83H57ZM63 84H65V83H63ZM164 84H166V83H164ZM197 84V83H196ZM220 84V83H219ZM228 84V83H227ZM231 84V83H230ZM243 84V83H242ZM241 84V85H242ZM245 84V83H244ZM243 84V85H244ZM248 84V83H247ZM255 84H256V81H255ZM254 84V85H255ZM34 85V86H35ZM114 85V84H113ZM162 85V84H161ZM193 85V84H192ZM207 85V84H206ZM226 85V84H225ZM242 85V86H243ZM252 85V84H251ZM250 85V86H251ZM253 85V86H254ZM257 85L255 86L256 88H257ZM26 86V85H25ZM100 86V85H99ZM98 86V87H99ZM166 86V85H165ZM175 86V85H174ZM178 86H180V85H178ZM183 86H185L184 84H183ZM199 86V85H198ZM221 86V85H220ZM227 86H233V85H227ZM236 86V85H235ZM240 86V85H239ZM247 86H249V85H247ZM249 86V87H250ZM21 87V86H20ZM45 87H47V85L45 86ZM47 87V88H48ZM54 87H55V85H54ZM63 87V86H62ZM67 87H69V86H67ZM77 87H79V86H77ZM77 87H75V88H77ZM103 87V86H102ZM101 87V88H102ZM104 87H105V85H104ZM111 87H113V86H111ZM162 87V86H161ZM215 87V86H214ZM238 87V86H237ZM236 87V88H237ZM244 87V86H243ZM261 87V86H260ZM39 88H40V86L38 87V90H39ZM66 88V87H65ZM108 88V87H107ZM168 88V87H167ZM201 88H203V87H201ZM222 88V87H221ZM253 88V87H252ZM41 89H43V87H41ZM40 89V90H41ZM46 89V88H45ZM49 89V88H48ZM47 89V90H48ZM53 89V88H52ZM68 89V88H67ZM70 89H71V87H70ZM69 89V90H70ZM169 89V88H168ZM178 89H180V88H178ZM207 89V88H206ZM217 89V88H216ZM223 90H224V88H222ZM221 89V90H222ZM227 89V88H226ZM235 89V87L234 88H231L230 90H231V92H233V90ZM240 89V88H239ZM242 89V88H241ZM244 89H246V87L244 88ZM260 89V88H259ZM47 90H44L45 91V93L47 92ZM91 90H94V89H91ZM97 90V89H96ZM116 90V89H115ZM190 90V89H189ZM198 90V89H197ZM201 90V89H200ZM203 90H205L204 88H203ZM201 91V92H204V91ZM208 90V89H207ZM217 90H219V89H217ZM222 90V91H223ZM230 90H229V92H230ZM249 90H250V88H249ZM262 90V91H263ZM18 91V90H17ZM43 91V92H44ZM49 91V90H48ZM50 91H52V90H50ZM76 91V90H75ZM78 91V90H77ZM82 91V90H81ZM84 91V90H83ZM88 91V90H87ZM110 91H111V89H110ZM188 91V90H187ZM228 91V90H227ZM226 91V93L224 94V96L226 97L227 95V92ZM235 91V90H234ZM242 90H240V92H241ZM244 91V90H243ZM254 92H256L255 90H253ZM54 92V91H53ZM68 92V91H67ZM72 92V91H71ZM85 92V91H84ZM100 92V91H99ZM113 92V91H112ZM164 92H166L165 91V89H164ZM164 92H162V93H164ZM179 92V91H178ZM189 92V91H188ZM206 92V91H205ZM204 92V93H205ZM209 92V91H208ZM207 92V93H208ZM215 92H216V90H215ZM249 92V91H248ZM254 92H253V94H254ZM259 92H261V90H259ZM120 93V92H119ZM175 93V92H174ZM180 93V92H179ZM184 93V92H183ZM219 93H221V91H219ZM223 93V92H222ZM238 93V92H237ZM242 93V92H241ZM240 93V94H241ZM245 94H243V96L244 95H246L247 96V94H246V92H244ZM263 93V92H262ZM43 94V93H42ZM65 94H66V91H65ZM100 94V93H99ZM160 94V93H159ZM178 94V93H177ZM200 93H198V95H199ZM210 94H211V92H210ZM230 94H232V93H229V95ZM239 94V95H240ZM251 94V93H250ZM253 94H251V95H253ZM40 95H41V93H40ZM48 95V94H47ZM67 95V94H66ZM68 95H69V93H68ZM70 95H72V94H70ZM101 95V94H100ZM105 95V94H104ZM122 95V94H121ZM165 95V94H164ZM171 95V94H170ZM174 95H176V94H174ZM179 95V94H178ZM183 95V94H182ZM197 95V96H198ZM201 95H205V94H201ZM233 95V94H232ZM238 95V94H237ZM238 95V96H239ZM242 95V94H241ZM240 95V96H241ZM263 95H264V93H263ZM262 95V96H263ZM49 96V95H48ZM53 96V95H52ZM96 96V95H95ZM99 96V95H98ZM163 96V95H162ZM173 96V95H172ZM194 98H195V95H192ZM191 96V97H192ZM222 96V95H221ZM239 96V97H240ZM242 96V97H243ZM249 96V95H248ZM256 96H258V94L256 95ZM36 97V96H35ZM100 98H101V96H99ZM98 97V98H99ZM115 97V96H114ZM119 97V96H118ZM191 97H189L190 99H191ZM192 97V98H193ZM230 97V96H229ZM233 97V96H232ZM253 97H254V95H253ZM258 97H261L260 96V94H259V96ZM30 98V97H29ZM43 98V97H42ZM47 98V97H46ZM103 98V97H102ZM123 98V97H122ZM188 98V97H187ZM193 98V99H194ZM200 99H197V101H199V103H198V105H199V108L198 109H200L203 113H202V116L199 118V120L201 119L202 120V124L203 123H212L215 127H213V129L215 128V130L217 129H221L222 131H224L225 132V134L224 135H221V136H217V134L216 133H214V131L215 130H213V131H211V132H213L212 134H208L207 133V131L205 130V133H207V134H205L206 136H204L203 137V140H202V143L204 144L203 145V150L201 151V150H199V152H200V154H199V159H201V160H203L204 159V162H205V159L207 158H210L211 160L210 161H212V160H214V164L217 162L216 160H219V159H221L224 155H225V157L227 156H233V154L235 153V151L237 152V150H236V148H243L242 146H241V144L244 142V138H243V136L244 137H246V138H248L249 139V137L250 136H252L253 135V133L252 134H250V136L249 135H247V136H245L247 133H248V130H247V132H246V130H245V132H246V134H244L243 132H241L240 130H239V128H240V126H239V123H240V121H239V123H238V117H237V120H230L232 117H230V115H229V117H230V119H228L227 121H226V118L228 117L227 116V114L231 111V109H234V111L236 110V109H238V108H236V107H234V106H231V103H227V101H228V97H227V101H225V103H224V101H221L219 98H220V95L218 94V93H214V94H211V95H209V96H206L205 95V98H203L202 96L201 97H199ZM203 98V99H202ZM236 98V97H235ZM241 98V97H240ZM246 98V97H245ZM37 99V98H36ZM68 99V98H67ZM111 99V98H110ZM118 99H121V98H118ZM164 99V98H163ZM174 99V98H173ZM178 99H179V97H178ZM190 99H189V101H190ZM232 99V98H231ZM230 99V100H231ZM241 99H243V98H241ZM247 99H248V97H247ZM253 99V98H252ZM255 99H257V98H254V101H255ZM258 99H260V98H258ZM261 99H263L264 100V98H261ZM157 100V99H156ZM184 100V99H183ZM196 100V99H195ZM224 100V99H223ZM226 100V99H225ZM232 100H234V99H232ZM249 100V99H248ZM248 100L247 101H245V99H244V101L245 102H247L248 103ZM38 101V100H37ZM43 101V100H42ZM98 101H100V100H98ZM111 101V100H110ZM174 101V100H173ZM172 101V102H173ZM235 101V100H234ZM239 101H240V99H239ZM242 101V100H241ZM39 102V101H38ZM88 102H89V100H88ZM103 102V101H102ZM105 102V101H104ZM111 102H113V101H111ZM115 102V101H114ZM118 102V101H117ZM155 102V101H154ZM163 102V101H162ZM170 102V101H169ZM169 102H167V103H169ZM187 102V101H186ZM194 102V101H193ZM237 102V101H236ZM250 102H251V99H250ZM258 102H261V101H258ZM263 102V101H262ZM262 102H261V104H262ZM45 103H46V101H45ZM91 103V102H90ZM119 103V102H118ZM121 103V102H120ZM175 103V102H174ZM173 103V104H174ZM177 103V102H176ZM191 103H192V100H191ZM234 103V102H233ZM244 103V102H243ZM252 103V102H251ZM255 103H257V100H256V102ZM38 104V103H37ZM47 104V103H46ZM105 104V103H104ZM154 104V103H153ZM159 104V103H158ZM157 104V105H158ZM160 104H161V102H160ZM166 104V103H165ZM164 104V105H165ZM195 104V103H194ZM237 104H238V102H237ZM236 104V105H237ZM40 105V104H39ZM48 105V104H47ZM92 105H93V103H92ZM98 105H99V103H98ZM97 105V106H98ZM163 105V104H162ZM163 105V106H164ZM172 105V104H171ZM176 105V104H175ZM178 105V104H177ZM176 105V106H177ZM182 105V104H181ZM185 105V104H184ZM189 105V104H188ZM187 105V106H188ZM233 105V104H232ZM235 105V106H236ZM240 105V102H239V104H238V106ZM244 105V104H243ZM243 105H241V107L243 106ZM247 105V106H246ZM245 105V107H248V106H250L249 104H246ZM264 105V104H263ZM42 106H43V104H42ZM42 106H41V109H42ZM85 106V105H84ZM160 106V105H159ZM174 106V105H173ZM175 106V107H176ZM191 106V105H190ZM195 105H193V107H194ZM261 106V105H260ZM44 107V106H43ZM95 107V106H94ZM93 107V108H94ZM111 107H113V104H112V106ZM155 107H157V106H155ZM154 107V109H156ZM169 107V106H168ZM186 107V106H185ZM196 107V106H195ZM241 108L242 110H243V112H245L246 111V108ZM252 107V106H251ZM250 107V108H251ZM258 107V106H257ZM33 108V107H32ZM90 108V107H89ZM107 108V107H106ZM115 108H117V107H115ZM196 108V109H197ZM220 108L221 109H223L224 111H225V113H223V114H225L224 116L226 117H224V121L225 122H220V124H218L219 122L217 121V119H219V113H218V110H220ZM236 108V109H235ZM249 108V109H250ZM262 108V107H261ZM34 109V108H33ZM46 109V108H45ZM101 109V108H100ZM113 109V108H112ZM161 109V108H160ZM186 109V108H185ZM187 109H191L190 107L188 108L187 107ZM195 109V110H196ZM240 109V110H241ZM245 109V110H244ZM260 108H258V110H259ZM43 110V109H42ZM90 110V109H89ZM89 110H87V111H89ZM108 110H111V108L110 109H108ZM194 110V109H193ZM239 109L237 110V112H239L240 111ZM251 110V109H250ZM254 109H252V112H254L253 111ZM153 111V110H152ZM175 111V110H174ZM179 111H180V109H179ZM179 111H178V113H179ZM185 111V113H186V110H184ZM221 111V110H220ZM233 111V112H234ZM249 111V110H248ZM257 111V110H256ZM264 111V110H263ZM263 111H261V109H260V112H263ZM105 112V111H104ZM112 112V111H111ZM121 112V111H120ZM166 112V111H165ZM188 112V111H187ZM193 112H195V111H193ZM223 112V111H222ZM233 112H232V114H233ZM237 112L236 113H234L233 115H231V116H233V118H234V115L236 114L237 115ZM242 112V111H241ZM241 112H239V113H241ZM258 112V111H257ZM106 113V112H105ZM108 113H110L109 111H108ZM116 113V109L114 110V114ZM118 113V112H117ZM116 113V114H117ZM190 113V112H189ZM189 113H187V114H189ZM250 113V112H249ZM113 114V113H112ZM111 114V115H112ZM168 114H169V112H168ZM187 114H186V117L184 116V118H186V120H187V122H188V124L189 125H191L192 123H194L195 121H194V119H198V118H193V121L194 122H192V115H193V113H192V115L190 116V115H188L187 116ZM191 114V113H190ZM198 114V113H197ZM201 114V113H200ZM222 114V113H221ZM222 114V115H223ZM242 115H243V113H241ZM241 114H239L240 116H241ZM244 114H246V113H244ZM254 114V113H253ZM110 115V114H109ZM181 115V114H180ZM247 115V117H248V114H246ZM252 115V114H251ZM261 113L258 115V116H256V117H258V118H260L261 116ZM263 115L264 114H262V117H263ZM92 116V115H91ZM100 116V115H99ZM108 116V115H107ZM121 116V115H120ZM179 116V115H178ZM195 116H196V114H195ZM198 116V115H197ZM221 116V115H220ZM87 117V116H86ZM152 117H154V116H152ZM246 117V118H247ZM251 117V116H250ZM253 117V116H252ZM255 117V118H256ZM88 118H90V117H87V119ZM95 118V117H94ZM112 118V117H111ZM111 118H109V119H111ZM118 118V120H119V117H117ZM116 118V119H117ZM151 118V117H150ZM169 118H171L170 116H169ZM177 118V117H176ZM223 118V117H222ZM235 118H236V116H235ZM241 118H242V116H241ZM74 119V118H73ZM109 119H108V121H109ZM181 119V118H180ZM221 119V118H220ZM243 119V118H242ZM263 119H264V117H263ZM115 120V119H114ZM153 120V119H152ZM165 120V119H164ZM189 120V121H188ZM251 120V119H250ZM253 120H254V122H255V120L256 119H254L253 118ZM72 121V120H71ZM78 121V120H77ZM93 121H95V120H93ZM98 121V120H97ZM112 121V120H111ZM110 121V123H112ZM168 121V120H167ZM179 122H180V120H178ZM184 122H185V119L183 120ZM182 121V124L184 123ZM192 123H191V122ZM223 121V120H222ZM247 121V120H246ZM252 121V120H251ZM114 122V121H113ZM116 122H117V120H116ZM156 122V121H155ZM171 123H172V121H170ZM169 122V123H170ZM179 122H177V124L179 123ZM191 124H190V123ZM199 122V121H198ZM197 121L195 122L196 124L198 123ZM248 122V121H247ZM261 122H263V121H261ZM72 123V122H71ZM105 123V122H104ZM149 123V122H148ZM154 123V122H153ZM162 123V122H161ZM170 123V124H171ZM201 123V122H200ZM249 123V122H248ZM257 123V122H256ZM103 124V123H102ZM106 124V123H105ZM113 124V123H112ZM159 124V123H158ZM195 124V125H196ZM209 124V125H210ZM217 124V125H216ZM263 124V123H262ZM115 125V124H114ZM179 125H180V123H179ZM179 125H178V127H179ZM184 125V124H183ZM182 125V126H183ZM186 125H187V123H186ZM243 125V124H242ZM71 126V125H70ZM93 126V125H92ZM103 126V125H102ZM101 126V127H102ZM148 126V125H147ZM171 126V125H170ZM176 126V125H175ZM181 126V125H180ZM181 126V127H182ZM192 126H193V124H192ZM205 126V125H204ZM206 126H208V125H206ZM250 126H252V125H250ZM249 126V127H250ZM255 126H256V124H255ZM98 127H99V124H98ZM118 127V126H117ZM177 127V126H176ZM176 127H174V129L176 128ZM190 127V126H189ZM203 127V126H202ZM202 127H201V129H202ZM210 127V126H209ZM217 127V128H216ZM243 127H245V128H249L248 126L246 127L245 125L243 126ZM242 127V128H243ZM103 128V127H102ZM198 128V127H197ZM242 128H241V130H242ZM245 128H243V129H245ZM260 129H259V131H260V133H261V131H262V128H264V125L263 126H261V127H259ZM155 129V128H154ZM156 129H157V127H156ZM155 129V131H157ZM173 129V131L175 132V131H177V130H174ZM179 129H180V127H179ZM187 129V128H186ZM191 129H192V127H191ZM193 129H194V126H193ZM200 129V130H201ZM209 129V128H208ZM211 129V128H210ZM251 129H254V127L253 128H251ZM258 129V128H257ZM94 130V129H93ZM110 130V129H109ZM119 130V129H118ZM147 130V129H146ZM145 130V131H146ZM200 130H198L199 132H197V133H200ZM216 130V132H218ZM255 130V129H254ZM145 131H143V132H145ZM154 131V133H156ZM172 131V132H173ZM195 131V130H194ZM197 131V130H196ZM146 132H148V131H146ZM159 132V131H158ZM158 132L156 133V134H158ZM165 132V131H164ZM178 132V134H180L179 133V131H177ZM192 132V131H191ZM210 132V133H211ZM244 134L243 136H242V134ZM254 132V131H253ZM104 133H105V131H104ZM171 133V132H170ZM181 133H184L183 132V130H182V132ZM186 133H188V132H186ZM195 134L194 136L196 137L197 135H199V134ZM249 133H250V131H249ZM255 134H259V132H257L256 133V131L254 132ZM263 133V132H262ZM107 134V133H106ZM163 134V133H162ZM175 135H174V137H173V139L175 138L176 139V137H178V136H176V133H174ZM203 134V133H202ZM254 134V135H255ZM115 135V134H114ZM160 135V134H159ZM171 135V134H170ZM185 135V134H184ZM260 135V134H259ZM176 136V137H175ZM188 136V135H187ZM190 136V135H189ZM194 136H192V137H194ZM203 136V135H202ZM96 137V136H95ZM101 137V136H100ZM99 137V138H100ZM155 137H156V135H155ZM154 137V138H155ZM168 137H170V136H168ZM168 137L166 138V139H168ZM183 137V136H182ZM185 137V136H184ZM191 136L190 137H188V139H189V142H191V138H192ZM195 137H194V139H195ZM252 137H254V136H252ZM104 138V137H103ZM159 138V137H158ZM171 138V137H170ZM263 138V137H262ZM88 139H89V137H88ZM102 139V138H101ZM112 139V138H111ZM166 139H165V141H166ZM172 139V138H171ZM170 139V141H172ZM174 139V140H175ZM183 139V138H182ZM193 139V138H192ZM251 139V138H250ZM249 139V140H250ZM259 139V138H258ZM98 140V139H97ZM155 140H156V138H155ZM154 140V141H155ZM159 141H160V139H158ZM195 140H197V139H195ZM200 141V143H201V139H199ZM254 140V139H253ZM253 140H251V141H253ZM157 141V140H156ZM175 141H177V139L175 140ZM174 141V142H175ZM247 141V140H246ZM93 142V141H92ZM96 142V141H95ZM107 142V141H106ZM110 142V141H109ZM161 142V141H160ZM174 142H172V143H174ZM178 142V141H177ZM180 142V141H179ZM198 142V141H197ZM254 142V141H253ZM263 142V141H262ZM172 143H170V144H172ZM186 143V142H185ZM193 143H194V141H193ZM196 143V142H195ZM246 143V142H245ZM249 144H250V142H248ZM261 143V142H260ZM155 144V143H154ZM187 144V143H186ZM249 144H245V146L246 145H249ZM163 145V144H162ZM173 145V144H172ZM194 145V144H193ZM240 145V146H239ZM251 145V144H250ZM171 146V145H170ZM173 146H175V145H173ZM173 146H172V148H173ZM155 147V146H154ZM166 147H167V145H166ZM184 147V146H183ZM192 147V146H191ZM195 147H197V146H195ZM248 147V146H247ZM246 147V148H247ZM182 148V147H181ZM180 148V149H181ZM250 148H252V146L250 147ZM257 148V147H256ZM255 148V149H256ZM261 148V147H260ZM164 149V148H163ZM190 148H188V150H189ZM194 149V148H193ZM262 149V148H261ZM150 150V149H149ZM168 150V149H167ZM176 150H178V149H176ZM194 150H196V149H194ZM239 150V149H238ZM243 150H244V148H243ZM260 150V149H259ZM264 150V149H263ZM148 151V150H147ZM161 151V150H160ZM179 151V150H178ZM191 151V150H190ZM252 151V150H251ZM163 152V151H162ZM169 152H171L170 150H169ZM183 152V151H182ZM193 152H195V151H193ZM192 152V153H193ZM239 152H240V150H239ZM238 152V153H239ZM245 152H246V154H248L247 152H249V151H246L245 150ZM252 152H254V150L252 151ZM167 153H168V151H167ZM186 153V152H185ZM197 153V152H196ZM251 153V152H250ZM174 154V153H173ZM175 154L177 155L178 153H176L175 152ZM188 154V153H187ZM191 154V153H190ZM241 154V153H240ZM239 154V155H240ZM244 154V153H243ZM157 155H159V154H157ZM162 156H164L163 158H162V160L164 159V164L165 165H167L166 163H165V161H167L168 162V166H169V160H170V156L172 155V154H170V153H168V154H166V153H163V154H161ZM175 155V156H176ZM192 155V154H191ZM196 155H198V154H196ZM196 155H194V153H193V156H196ZM236 155V154H235ZM249 155V154H248ZM246 156V157H250V156ZM253 156H255L256 154H255V152H254V154H252ZM160 156V155H159ZM174 156V157H175ZM193 156H191V159L193 158ZM222 156V157H221ZM238 156V155H237ZM187 157H188V155H187ZM226 157V158H227ZM240 157V156H239ZM242 157V156H241ZM245 157V158H246ZM257 157V156H256ZM256 157H252L251 159H253V158H256ZM161 158V157H160ZM185 158H186V156H185ZM198 158V157H197ZM231 158V157H230ZM233 158V157H232ZM231 158V159H232ZM235 158V157H234ZM260 158V157H259ZM159 159V158H158ZM176 159V158H175ZM174 159V160H175ZM189 159V158H188ZM222 159H224V158H222ZM228 159V158H227ZM239 160H242L241 158H238ZM247 159V158H246ZM250 159V160H251ZM257 159V158H256ZM156 160H157V157H156ZM198 160V159H197ZM197 160H196V162H197ZM200 160V161H201ZM262 160V159H261ZM159 161H160V159L158 160V163H159ZM209 161V162H210ZM236 161H237V159H236ZM249 161V160H248ZM257 161V160H256ZM259 161H260V159H259ZM28 162V161H27ZM32 162V161H31ZM33 162H34V160H33ZM154 162V161H153ZM163 162V161H162ZM175 162V161H174ZM191 162V161H190ZM193 162V161H192ZM195 162V161H194ZM193 162V163H194ZM219 162V161H218ZM228 162V161H227ZM231 162V161H230ZM238 162V161H237ZM237 162H236V164H237ZM243 161H240V164L242 163ZM244 162H245V160H244ZM198 163H199V160H198ZM202 163H203V161H202ZM206 163V162H205ZM220 163V162H219ZM229 163V162H228ZM235 163V162H234ZM248 163V162H247ZM254 163V162H253ZM256 163V162H255ZM25 164H27V163H25ZM30 164V163H29ZM34 164V163H33ZM200 164V163H199ZM210 164H212V162H210ZM225 164H227L226 162H225ZM239 164V163H238ZM249 164H250V162H249ZM32 165V164H31ZM162 165H163V163H162ZM176 165V164H175ZM195 165V163L193 164V166ZM196 165H198V164H196ZM221 165V164H220ZM231 165H234L235 166V164H231ZM242 165V164H241ZM252 165V164H251ZM26 166V165H25ZM34 166V165H33ZM219 166V165H218ZM217 166V167H218ZM221 166H223V165H221ZM220 166V167H221ZM233 166V167H234ZM17 167V166H16ZM164 167V166H163ZM166 167V169L167 168H169V167H167V166H165ZM213 167V166H212ZM219 167V168H220ZM226 167H227V165H226ZM228 167H229V165H228ZM243 167V166H242ZM251 167V166H250ZM249 167V168H250ZM255 167V166H254ZM174 168V167H173ZM172 168V169H173ZM195 168V167H194ZM193 168V169H194ZM214 168H216V167H214ZM231 168V167H230ZM244 168H245V165H244ZM246 168H248L247 166H246ZM245 168V169H246ZM12 169V168H11ZM32 169V168H31ZM157 169V168H156ZM165 169V168H164ZM171 169V170H172ZM189 169V168H188ZM191 170H192V168H190ZM199 169V168H198ZM226 169V168H225ZM224 169V170H225ZM250 169H254L253 168V166L250 168ZM260 169V168H259ZM28 170V169H27ZM168 170H170V169H168ZM174 170V169H173ZM221 170H222V168H221ZM221 170L219 169V171L221 172ZM232 170V169H231ZM234 170V169H233ZM244 170V169H243ZM264 170V169H263ZM17 171V170H16ZM203 171H204V169H203ZM203 171H201L200 170V173L201 172H203ZM218 171V170H217ZM216 172V173H219L220 174V172ZM242 171V170H241ZM248 171V170H247ZM12 172V171H11ZM18 172V171H17ZM41 172V171H40ZM159 171H157V173H158ZM164 172V171H163ZM169 172V171H168ZM174 172V171H173ZM177 172V171H176ZM191 172V174H192V172L193 171H190ZM198 172V171H197ZM225 171H223V173L222 174H227V172L226 173H224ZM243 172H245V171H243ZM242 172V173H243ZM251 172H252V170H251ZM256 172H257V170H256ZM160 173V172H159ZM165 173H166V171H165ZM172 172H170V174H171ZM213 173H214V171H213ZM213 173H211V169H210V167H206V170H205V172L204 173H202V174H200L199 175V177L201 178V179H208L209 178V180H210V176H211V174H213ZM215 173V174H216ZM238 173V172H237ZM236 173V174H237ZM242 173H240V174H242ZM248 173V172H247ZM250 173V172H249ZM262 173V172H261ZM20 174V173H19ZM37 174V173H36ZM73 174V173H72ZM166 174H168V173H166ZM190 174V175H191ZM194 174V173H193ZM198 174V173H197ZM239 174V175H240ZM253 174H257V173H252L251 175H253ZM165 175V174H164ZM187 175H188V173H187ZM232 175V174H231ZM231 175H230V177H231ZM245 175V174H244ZM248 175V174H247ZM259 175V174H258ZM19 176V175H18ZM29 176V175H28ZM161 176V175H160ZM171 176H172V174H171ZM192 176V175H191ZM197 176V175H196ZM227 176V175H226ZM225 176V178L227 179L228 177H226ZM232 176H234V175H232ZM246 176V175H245ZM249 176L250 175H248V178H249ZM254 176V175H253ZM13 177H15V175L13 176ZM31 177V176H30ZM155 177V176H154ZM186 178H187V176H185ZM184 177V178H185ZM198 177V176H197ZM199 177H198V180H197V182L196 183H198V181H200L199 180ZM222 176H220V177H218V180L221 178ZM242 177H244V176H242ZM252 177V176H251ZM255 177V176H254ZM258 176L256 175V178H257ZM18 178V177H17ZM31 178H33V177H31ZM158 178V177H157ZM162 178V177H161ZM165 178H167V177H165ZM171 178V177H170ZM184 178H182L183 180H184ZM193 178V177H192ZM216 178V177H215ZM224 178V177H223ZM235 178V177H234ZM259 178V177H258ZM260 178H262V177H260ZM27 179H29V178H27ZM26 179V181H28V182H30L29 180H27ZM36 178L34 177V179L33 180H35ZM42 179V178H41ZM77 179V178H76ZM189 179H191V178H189ZM188 179V180H189ZM196 179V178H195ZM222 179V178H221ZM226 179H224V182L226 181ZM232 179H233V177H232ZM231 178H230V180H232ZM240 179H241V176H240ZM247 179V178H246ZM1 180V179H0ZM32 180V179H31ZM38 180V179H37ZM44 180H46V179H44ZM163 180V179H162ZM166 180V179H165ZM164 180V181H165ZM204 180V181H205ZM223 180V179H222ZM221 180V181H222ZM259 180V179H258ZM23 180H21L20 182H22ZM40 180H38V182H39ZM50 181V180H49ZM73 181V180H72ZM71 181V182H72ZM203 181V182H204ZM212 181V180H211ZM214 181H216V180H214ZM248 181H249V179H248ZM257 181V180H256ZM9 182V181H8ZM16 182H18L17 181V179H16ZM20 182H18L19 183V185H20ZM27 182V183H28ZM35 182V181H34ZM41 182V184H42V181H40ZM44 182V181H43ZM172 182V181H171ZM180 182V181H179ZM202 182V183H203ZM207 182H209V181H207ZM223 182V181H222ZM227 182V181H226ZM225 182V183H226ZM263 182V181H262ZM2 183V182H1ZM4 183V182H3ZM11 181H10V185H11ZM31 183V182H30ZM30 183H28V184H30ZM45 183V182H44ZM67 183H69V181L67 182ZM163 183V182H162ZM187 183V182H186ZM189 183V182H188ZM201 183V182H200ZM201 183V184H202ZM210 183V182H209ZM209 183H205L204 182V184H206V185H204L203 184V187L207 190V189H211V187H210V185H209ZM221 183V182H220ZM229 183V182H228ZM235 183V182H234ZM247 183V182H246ZM259 183V182H258ZM5 184H6V181H5ZM5 184H3L2 185V187L3 188H5L6 186H5ZM14 184V183H13ZM12 184V185H13ZM34 184V183H33ZM38 184V183H37ZM70 184V183H69ZM161 184V183H160ZM200 184V185H201ZM216 184V183H215ZM222 184H224V183H222ZM236 184V183H235ZM254 184L256 185V183L254 182ZM262 184V183H261ZM11 185V186H12ZM17 185V184H16ZM24 185L26 186L27 184L26 183H24ZM50 185V184H49ZM68 185V184H67ZM155 184H153V186H154ZM164 185V184H163ZM170 185V184H169ZM184 185V184H183ZM189 185V184H188ZM188 185H186V186H188ZM190 185H193V184H191L190 183ZM190 185H189V187H190ZM197 185H199V184H196V186ZM237 185V184H236ZM235 185V186H236ZM30 186V185H29ZM35 186V185H34ZM41 186V185H40ZM44 186H45V184H43V186H42V188H41V190H43V188H44ZM160 186V185H159ZM171 186V185H170ZM175 186V185H174ZM177 186V185H176ZM175 186V187H176ZM179 186V185H178ZM226 186V185H225ZM262 186V185H261ZM17 186H14V188L15 189H17L16 188ZM28 187V186H27ZM37 187V186H36ZM45 187H47V186H45ZM50 187V186H49ZM164 187H165V185H164ZM168 187V186H167ZM194 187V186H193ZM198 188H199V186H197ZM196 187V188H197ZM212 187H213V185H212ZM220 187H222V186H220ZM254 187V186H253ZM30 188V187H29ZM34 188V187H33ZM51 188H53L52 186H51ZM180 188V187H179ZM183 188H185V187H183ZM202 188V187H201ZM203 188V189H204ZM215 188V187H214ZM214 188H212V190L214 189ZM217 188H219V186L217 187ZM257 188V187H256ZM13 189V188H12ZM14 189V190H15ZM22 189V188H21ZM154 189H155V186H154ZM181 189V188H180ZM189 189V188H188ZM187 189V190H188ZM194 189V188H193ZM203 189H200V190H203ZM241 189V188H240ZM247 189V188H246ZM252 189V188H251ZM2 190V189H1ZM4 190V189H3ZM8 190V189H7ZM18 190H19V188H18ZM26 190H29L28 188L26 189ZM44 190H45V188H44ZM48 190V189H47ZM46 190V191H47ZM52 190V189H51ZM176 190V189H175ZM192 189H191V187H190V190H189V192L191 191ZM199 190V189H198ZM199 190V191H200ZM211 190V191H212ZM225 190V189H224ZM227 190V189H226ZM6 191V190H5ZM4 191V192H5ZM9 191V190H8ZM38 191V190H37ZM49 191V190H48ZM158 191V190H157ZM156 191V192H157ZM211 191H209V192H211ZM215 191H216V188H215ZM237 191V190H236ZM250 191V190H249ZM252 191V190H251ZM12 191H9V192H7V193H11ZM15 192V191H14ZM41 193H43L44 191H40ZM52 192V191H51ZM156 192H155V194H156ZM173 192H174V190H173ZM176 192V191H175ZM188 192V191H187ZM187 192H185L184 193V191H182V189L181 190H178L176 193H172V190L170 191L169 189H165V188H162L161 189V191H159V192H157V197L159 198V200H160V204H161V206H159V208L161 209L162 208V210L165 212V213H170V211H173V212H171L170 213V215L172 214V213H174V211L175 210H177L178 208L177 207H179V205H180V203H182L183 201H186L187 203V208L188 209H186L187 211L189 210L190 212H191V214H192V221H193V223H194V227H196V226H208V225H220L219 223H220V219H219V222H218V219H215V218H213L212 219V217H214L215 216V214H213L212 215V217H211V215H210V218H206L205 216H204V213H203V211L202 210H204V209H202V210H200V208L199 207H197L198 205H195L196 204V202L195 203H191V202H189L188 200H187V196H186V193ZM194 192H195V190H194ZM203 192H206V191H203ZM2 193H3V191H2ZM7 193H5V195H3V196H5L6 197V194ZM24 193V192H23ZM45 193V192H44ZM202 193V192H201ZM213 193V192H212ZM212 193H209V195L208 196H210V194L212 195ZM222 193V192H221ZM234 193V192H233ZM239 193V192H238ZM253 193V192H252ZM12 194V193H11ZM27 194V193H26ZM28 194H30V193H28ZM39 194V193H38ZM48 194V193H47ZM197 194H199V193H197ZM203 194V193H202ZM214 194V193H213ZM224 194V193H223ZM222 194V195H223ZM226 194V193H225ZM9 195L10 194H8V196L6 197V198H8L9 197ZM15 195V194H14ZM46 195V194H45ZM49 195V194H48ZM188 195V194H187ZM193 195H194V193H193ZM204 195H206V194H203V198L204 197H206V199H207V196H204ZM215 195V194H214ZM243 195V194H242ZM253 195V194H252ZM12 196V195H11ZM17 197H18V195H16ZM21 196V195H20ZM36 196H37V194H36ZM154 196V195H153ZM156 196V195H155ZM190 196H192V194L190 195ZM190 196H188V197H190ZM195 197L197 196L196 194L194 195ZM201 196V195H200ZM213 196V195H212ZM226 196V195H225ZM230 196V195H229ZM259 196V195H258ZM42 197V196H41ZM193 197V196H192ZM199 197V196H198ZM219 197V196H218ZM246 197V196H245ZM253 197V196H252ZM2 198V197H1ZM11 198V197H10ZM13 198L14 199H17V198H15L14 196H13ZM138 198H139V196H138ZM155 198V197H154ZM191 198V197H190ZM202 197H200V199H201ZM202 198V199H203ZM211 198V197H210ZM215 198H216V196H215ZM223 198H225V197H223ZM222 198V199H223ZM226 198H228V197H226ZM232 198V197H231ZM243 198V197H242ZM254 198V197H253ZM253 198H251V199H253ZM19 199V198H18ZM22 199V197L19 199V200H21ZM24 199V198H23ZM22 199V200H23ZM118 199V198H117ZM150 199H152V198H150ZM156 199V198H155ZM194 199V198H193ZM197 199V198H196ZM202 199H201V201H202ZM209 199V198H208ZM213 199V198H212ZM212 199H210V200H212ZM249 199V198H248ZM258 199V198H257ZM260 199V198H259ZM9 200V199H8ZM8 200H7V202H8ZM12 200V199H11ZM11 200H10V202H11ZM29 199H27V202H29L28 201ZM127 200H128V198H127ZM126 200V201H127ZM138 200V199H137ZM141 200V199H140ZM153 200V199H152ZM151 200V201H152ZM190 200V199H189ZM219 200V199H218ZM217 200V201H218ZM232 200V199H231ZM5 201V200H4ZM4 201H2L3 203H4ZM18 201V200H17ZM24 201V200H23ZM26 201V200H25ZM46 201V200H45ZM120 201V200H119ZM136 201V200H135ZM134 201V202H135ZM191 201H192V198H191ZM200 201V202H201ZM205 201V200H204ZM217 201H215V202H217ZM227 201V200H226ZM225 201V202H226ZM1 202V201H0ZM6 202V201H5ZM6 202V205H8V203ZM12 202H13V200H12ZM11 202V203H12ZM14 202H15V200H14ZM13 202V203H14ZM20 203L22 202V201H19ZM18 202V203H19ZM116 202V201H115ZM124 202V201H123ZM133 202V203H134ZM141 202V201H140ZM194 202V201H193ZM199 202V203H200ZM219 202V201H218ZM218 202L216 203V205L218 204ZM222 202V201H221ZM224 202V201H223ZM242 202V201H241ZM253 202V201H252ZM2 203V204H3ZM11 204V205H13L11 208H8L7 206H6V208L4 207V205H3V208H1L0 209V226H8V228H9V233H8V239L12 236V235H14L15 236V234L17 235V234H20V233H22V232H24L25 230H27V229H29L32 225L30 224L29 225V223H30V221H32V212L30 213L29 211H28V208H26L27 207V205H25V204H27V203H25L24 204V206H26V207H24V206H22V207H16L14 204ZM19 203V204H20ZM39 203V202H38ZM41 203V202H40ZM46 203H47V201H46ZM120 203V202H119ZM125 203V202H124ZM124 203H123V205H124ZM137 203V202H136ZM148 203V202H147ZM158 203V202H157ZM183 203H185V202H183ZM233 203V202H232ZM232 203H230V201H229V205L230 204H232ZM10 204V203H9ZM17 204V203H16ZM18 204V205H19ZM21 204H23V202L21 203ZM114 204V203H113ZM130 204H132V203H130ZM130 204L129 205H125V206H127L129 209H130ZM153 204H156V203H153ZM203 204H204V202H203ZM228 204V203H227ZM249 204V203H248ZM43 205H45V203L43 204ZM110 205V204H109ZM108 205V206H109ZM116 205V204H115ZM207 205V204H206ZM215 205V206H216ZM15 206V207H14ZM114 206V205H113ZM135 206V205H134ZM151 206V205H150ZM218 206V205H217ZM223 206V205H222ZM28 207H29V203H28ZM31 207V206H30ZM30 207H29V209H30ZM37 207V206H36ZM110 207V206H109ZM146 207H148V206H146ZM207 207V206H206ZM219 207V206H218ZM228 207V206H227ZM234 207V206H233ZM33 208V207H32ZM126 208V207H125ZM153 208V207H152ZM186 208V207H185ZM232 208V207H231ZM37 209V208H36ZM116 210H117V208H115ZM118 209H120L119 207H118ZM208 209V207L206 208V210ZM228 209V208H227ZM238 209V208H237ZM213 210H215V209H213ZM245 210V209H244ZM108 211V210H107ZM123 211V210H122ZM126 211H129V210H126ZM125 211V212H126ZM134 211V210H133ZM161 211V210H160ZM210 210L208 209V213H210L209 212ZM220 211H221V209H220ZM223 211V210H222ZM234 211V210H233ZM239 209H238V212L237 213H239ZM38 212V211H37ZM180 212V211H179ZM204 212H205V210H204ZM226 212V214L227 213H230V211H225ZM242 212H244V211H242ZM41 213V212H40ZM44 213V212H43ZM123 213V212H122ZM127 213H129V212H127ZM175 213H176V211H175ZM233 212H231V215H233L232 214ZM235 213H236V211H235ZM236 213V214H237ZM117 214V213H116ZM130 214H131V212H130ZM129 214V215H130ZM135 214H136V212H135ZM219 214V211H218V213H217V215ZM240 214V213H239ZM238 214V216L239 217H242V216H240ZM34 215V214H33ZM36 215H38V214H36ZM107 215H109V214H107ZM127 215V214H126ZM125 215V216H126ZM164 215V213H162V216ZM174 215V214H173ZM206 215V214H205ZM244 215H246V214H244ZM249 215V214H248ZM247 215V216H248ZM35 216V215H34ZM41 216V215H40ZM44 216V215H43ZM118 216V215H117ZM123 216V215H122ZM124 216V217H125ZM132 216H133V214H132ZM132 216H128V217H132ZM186 216V215H185ZM233 216H236V215H233ZM109 217V216H108ZM114 217V216H113ZM165 217V216H164ZM221 217H222V215H221ZM246 217V216H245ZM32 218V219H31ZM35 218V217H34ZM42 218H44V217H42ZM110 218V217H109ZM118 218V220H119V217H117ZM121 218H123V217H121ZM141 218V217H140ZM226 218V217H225ZM233 218V217H232ZM236 217H234V219H235ZM244 218V217H243ZM248 218V217H247ZM246 218V219H247ZM111 219V218H110ZM113 219H115V218H113ZM113 219L111 220V221H113ZM126 219H128V218H126ZM125 219V220H126ZM139 219V218H138ZM242 219V218H241ZM241 219H239V220H241ZM245 219V218H244ZM245 219V220H246ZM249 219V218H248ZM35 220H36V218H35ZM39 220V219H38ZM124 220V221H125ZM133 220H135V216L133 217ZM137 220V219H136ZM142 220V219H141ZM141 220H140V222H141ZM144 220V219H143ZM143 220H142V222H143ZM37 221V220H36ZM36 221L34 222V223H36ZM121 221V220H120ZM119 221V222H120ZM185 221V220H184ZM183 221V222H184ZM190 221V220H189ZM233 221V220H232ZM236 221H237V218H236ZM244 220L242 219V222H243ZM251 221V220H250ZM39 222V221H38ZM37 222V223H38ZM40 222H42V220L40 221ZM99 222H101V220L99 221ZM115 222V221H114ZM114 222H112V223H114ZM117 222V221H116ZM115 222V224H113V225H116L117 223ZM122 222V221H121ZM129 223V224H133V225H135L136 224V222L135 223H132V220L131 219H128V221L126 220V223ZM145 222V221H144ZM174 222V221H173ZM173 222H171V223H173ZM235 222V221H234ZM239 222V221H238ZM248 223H249V220L247 221ZM32 223V222H31ZM36 223V224H37ZM93 223V225H94V222H92ZM92 223H91V225H92ZM96 223V222H95ZM102 223V222H101ZM175 223V222H174ZM179 223V222H178ZM129 224H127V225H129ZM142 224V223H141ZM223 224V223H222ZM252 224V222L250 223V225ZM254 224V223H253ZM29 225V226H28ZM90 225V226H91ZM93 225H92V227H93ZM107 225V224H106ZM105 225V226H106ZM121 225V224H120ZM127 225H123V226H127ZM146 225V224H145ZM177 225V224H176ZM39 226V225H38ZM37 226V227H38ZM100 226V225H99ZM117 226V225H116ZM136 227H137V225H135ZM134 226V227H135ZM141 226V225H140ZM140 226H139V224H138V230L140 229ZM174 226V225H173ZM253 226V225H252ZM258 226V225H257ZM34 227H35V225H34ZM133 227V226H132ZM133 227V228H134ZM142 227V226H141ZM178 227H180V226H178ZM255 227V229H256V226H254ZM253 227V228H254ZM264 227V226H263ZM87 228V227H86ZM89 228V227H88ZM88 228L86 229V230H88ZM95 228H98V225H97V227H95ZM107 228H109V227H107ZM123 228V227H122ZM121 228V229H122ZM127 228H129V226L127 227ZM131 228V227H130ZM250 229H251V227H249ZM91 230H95L94 228L92 229V228H90ZM103 229V228H102ZM101 229V230H102ZM116 229V228H115ZM115 229L114 230H112L111 232H112V234H113V237L115 238V236H114V234H116V233H114V231H115ZM118 229H120V228H117V230ZM141 229H143V228H141ZM140 229V230H141ZM249 229V230H250ZM254 229V230H255ZM261 229V228H260ZM32 230V229H31ZM79 230V229H78ZM82 230V229H81ZM83 230H84V228H83ZM98 230V229H97ZM106 230V229H105ZM147 230V229H146ZM253 229H251V231H249V232H251V234H252V231H254ZM74 231H76V230H74ZM73 231V232H74ZM85 231V230H84ZM122 231V230H121ZM129 231H130V229H129ZM145 231V230H144ZM263 231V230H262ZM28 233H29V231H27ZM32 232V231H31ZM109 232V231H108ZM116 232V231H115ZM120 232V231H119ZM119 232H117V233H119ZM26 233V232H25ZM76 233V232H75ZM82 233V232H81ZM87 233V232H86ZM99 233V232H98ZM105 233V232H104ZM129 233V232H128ZM139 233V232H138ZM142 232H140V234H141ZM257 233V232H256ZM259 233V232H258ZM262 233H264V232H262ZM32 234V233H31ZM88 234V233H87ZM111 234V233H110ZM109 233H108V235H110ZM111 234V235H112ZM135 234V233H134ZM143 234V233H142ZM139 235V239H141V243H140V241H139V247H138V249H136V253H135V258L136 259H142L144 262V264H154V262H155V259H156V256H157V254H156V252L155 253H151V252H153L152 250L149 252V250H148V247H149V241L150 240H144V236L143 235ZM250 234V235H251ZM25 235V234H24ZM27 235V234H26ZM74 235V234H73ZM91 235V232H90V234H89V236ZM93 235H94V233H93ZM14 236H12V238H14ZM17 236H19V235H17ZM16 236V237H17ZM89 236H83V238H86V237H89ZM92 236V235H91ZM91 236L89 237V239L91 238ZM95 236V235H94ZM99 235L97 234L96 235V237H98ZM123 236V235H122ZM121 236V237H122ZM127 236V235H126ZM140 236H142L143 238H140ZM255 236V235H254ZM257 236V235H256ZM255 236V237H256ZM15 237V238H16ZM95 237V239H98V238H96ZM117 237H120V236H118L117 235ZM116 237V238H117ZM120 237V238H121ZM14 238V239H15ZM102 238V237H101ZM149 238V237H148ZM254 238V237H253ZM20 239H21V237H20ZM19 239V240H20ZM27 239V238H26ZM78 240H79V238H77ZM87 239V238H86ZM85 239V240H86ZM92 239V238H91ZM90 239V240H91ZM100 239V238H99ZM76 240V239H75ZM81 241H83V239H80ZM80 240H79V242H80ZM84 240V241H85ZM92 240H94V237H93V239ZM107 240V239H106ZM105 240V241H106ZM77 241V240H76ZM86 241H88V240H86ZM94 241H96V240H94ZM104 241V240H103ZM104 241V242H105ZM256 241V240H255ZM97 242V241H96ZM99 242V241H98ZM100 242H101V240H100ZM109 242V241H108ZM108 242H106V243H108ZM118 242V241H117ZM152 242H154V241H152ZM11 243H13L12 241L10 242V245H11ZM33 243V242H32ZM70 243V242H69ZM77 243V242H76ZM82 243V242H81ZM84 243V242H83ZM157 243V242H156ZM252 243H254V242H252ZM257 243V242H256ZM68 244V243H67ZM74 244H75V242H74ZM108 244H111L110 242L108 243ZM123 244V243H122ZM159 244V243H158ZM261 244H263V243H261ZM24 245V244H23ZM98 245V244H97ZM97 245L95 244V242H93V241H88V243L86 242V244L84 245V244H82V245H80V248H82L81 249V251H79V250H76V251H73V253H71L72 255L69 257V258H74V260H77V261H81V262H78V263H83V262H87V260L89 259L88 257L89 256H87V253H90V252H99L98 251V247L100 246H102V247H105L106 248V246L107 247H109V245H99L98 247H97ZM118 245V244H117ZM160 245V244H159ZM256 245V244H255ZM83 246V247H82ZM111 246V245H110ZM134 246V245H133ZM138 246V245H137ZM137 246L135 247V248H137ZM72 247H74V245L72 246ZM100 247H99V249H100ZM113 247V246H112ZM115 247V246H114ZM257 247H261V245L259 244V246H257L256 245V248ZM264 247V246H263ZM24 248H25V246H24ZM34 248V247H33ZM68 248V247H67ZM79 248V249H80ZM105 248H103V249H105ZM154 248V247H153ZM155 248H156V246H155ZM36 249V248H35ZM68 249H70V247L68 248ZM67 249V250H68ZM109 249V248H108ZM107 249V250H108ZM111 249V248H110ZM121 249V248H120ZM127 249V248H126ZM254 249V248H253ZM259 249V248H258ZM19 250V249H18ZM17 250V251H18ZM101 250H102V248H101ZM100 250V251H101ZM156 250V249H155ZM260 250H262V247H261V249H259V252H260ZM66 251V250H65ZM69 251V250H68ZM110 251V250H109ZM114 251H116L115 249H114ZM158 251V250H157ZM254 251H258V250H255L254 249ZM262 251H264V250H262ZM21 252V251H20ZM19 252V253H20ZM103 252V251H102ZM102 252H99V253H102ZM107 252V251H106ZM105 252V253H106ZM10 253V252H9ZM95 254V255H100V254ZM113 253V252H112ZM115 253V252H114ZM126 253V252H125ZM256 253V252H255ZM258 253V252H257ZM108 254H111V252L110 253H108L107 252V254H106V257H107V255ZM134 254V253H133ZM260 254V253H259ZM261 254H263V253H261ZM260 254V255H261ZM9 255V254H8ZM11 255V254H10ZM17 255H18V253H17ZM17 255H16V257H17ZM57 255V254H56ZM59 255H61V254H59ZM90 255V254H89ZM91 255H94V254H91ZM90 255V256H91ZM94 255V256H95ZM103 256H104V254H102ZM102 255H100V256H102ZM115 255V254H114ZM52 256V255H51ZM55 256V255H54ZM258 256L259 255H257L256 257L258 258ZM263 256V255H262ZM9 257V256H8ZM14 257V256H13ZM64 257H65V255H64ZM64 257H61V258H64ZM105 257V258H106ZM109 257V256H108ZM125 257V256H124ZM130 257V256H129ZM128 257V258H129ZM264 257V256H263ZM262 257V258H263ZM12 258V257H11ZM65 258H67V257H65ZM88 258V259H87ZM91 258V257H90ZM92 258H93V256H92ZM101 259H103L102 257H100ZM99 258V259H100ZM104 258V259H105ZM59 259V258H58ZM86 259V260H85ZM96 259H97V257H96ZM98 259V260H99ZM111 259V258H110ZM134 259V258H133ZM60 260V259H59ZM63 260V259H62ZM73 260V261H74ZM90 260V259H89ZM98 260H96V263H97V261ZM109 260V259H108ZM122 260V259H121ZM135 260V259H134ZM133 260V261H134ZM258 260V259H257ZM262 260V259H261ZM263 260H264V258H263ZM262 260V261H263ZM16 261V260H15ZM28 261V260H27ZM51 261H52V259H51ZM70 261V260H69ZM83 261V262H82ZM103 262L105 261V260H102ZM111 261H113V260H111ZM110 261V262H111ZM128 261V260H127ZM131 261H132V259H131ZM137 261V260H136ZM262 261H261V263H262ZM64 262H68V260L66 261V260H64ZM106 262V261H105ZM258 262V261H257ZM51 263V262H50ZM60 263V262H59ZM69 263V262H68ZM74 263V262H73ZM88 263H91L90 261L88 262ZM93 263V262H92ZM95 263V264H96ZM107 263V262H106ZM112 263V262H111ZM129 263V262H128ZM134 263V262H133ZM137 263V262H136ZM135 263V264H136ZM142 263V262H141ZM25 264V263H24ZM48 264V263H47ZM54 264V263H53ZM67 264V263H66ZM71 264V263H70ZM75 264H76V262H75ZM83 264H86V263H83ZM94 264V263H93ZM97 264H100V262L98 261V263ZM114 264H115V261H114ZM263 264V263H262Z\"/></svg>","mask_w":264,"mask_h":264},{"label":"water","instance_id":"water-1","mask_svg":"<svg viewBox=\"0 0 264 264\" xmlns=\"http://www.w3.org/2000/svg\"><path fill=\"white\" fill-rule=\"evenodd\" d=\"M8 226H0V264H9ZM154 264H257L248 222L163 230Z\"/></svg>","mask_w":264,"mask_h":264}]
</instances>
